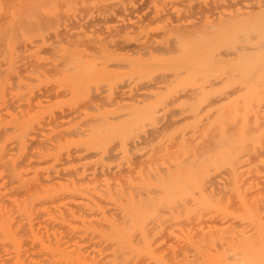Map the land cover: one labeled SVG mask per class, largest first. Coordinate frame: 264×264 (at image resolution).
I'll return each instance as SVG.
<instances>
[{
	"label": "bare ground",
	"instance_id": "obj_1",
	"mask_svg": "<svg viewBox=\"0 0 264 264\" xmlns=\"http://www.w3.org/2000/svg\"><path fill=\"white\" fill-rule=\"evenodd\" d=\"M4 1V2H3ZM9 1H11V5H12V0H9ZM14 1H16V0H14ZM13 1V2H14ZM60 1V0H59ZM58 0H26V1H24V0H20V4H19V1L17 0L16 2L18 3V4H16L15 2H14V4L15 5H13L14 7L12 8V6L11 5H9L8 3V1H6V0H0V18H1V20H0V22L2 23H0L2 26H0L1 28H0V44L2 45V43H3V45H2V47H1V45H0V47H1V49H0V54H3L2 52L4 51V54H5V56H4V59H3V55H2V61L4 60V61H6L5 60V58L7 59L8 58V60H9V58L10 57H12V53H15V52H12V53H10V50H11V48L13 47L12 45H15L14 46V48H16V46L18 45H16L15 43H17V40L18 39H20V43H21V40L23 39L24 41H26L25 39H31V40H33V41H35V39H33V38H35V37H43L44 36V33H45V31H48V24H46L47 25V30H46V28L44 27V26H46L45 25V23H43V19L45 18L44 16H42L43 15V13H44V11H45V8L43 9V7H47V8H49V9H47V10H50L52 7H53V10L55 11V9H54V7H59L62 3H64L65 2V4H67V5H70V3L72 2V0H70V2L68 1V0H61V1H64V2H59ZM77 1V0H76ZM82 1V0H81ZM87 1V0H86ZM85 1V2H86ZM100 1H102V0H100ZM106 1V0H105ZM154 1H158V0H154ZM217 1H219V3H218V5H220V6H218V5H216L217 7H215V10H216V8H218V7H220V10H219V8H218V10H216V16H214V17H212L213 19L215 18L216 20H219L218 18V16H219V14L218 13H220V12H218V11H223L225 8L227 9V11H229V8H242V9H249V8H252L253 7V9H251L252 10V12L250 11V10H248L247 11V13L249 12V14L250 13H253V11H254V8H257V10L256 11H254V13L255 12H257L258 10H259V12H261V13H259V18L256 20V23H255V20H254V23H252V21H251V23L252 24H254V26L253 27H250V23H249V29H244L243 30V28H246L247 27V25L246 24H248L247 22H246V26H244V25H242L243 26V28H238V30H236V29H234V30H236L235 31V33L233 32V29L232 30H229V28H228V26L229 25H232V23L228 20L227 22H230L229 23V25L227 26V24H224V26H223V24L221 25L220 24V22L218 23V21H217V23H215L216 22V20L214 21V23L215 24H219L218 26L217 25H215L214 23H212V25L211 26H213V25H215L214 27H210V29L212 30V33H211V31H210V33L212 34V36L214 35L215 37H214V39H215V41H216V36L219 34V40H220V37H224V35H226V33H229L230 31H232L233 33L229 36V34L228 35H226V37H228L227 39H226V41H223V40H225V38H221V44L223 45V43H225L223 46H225L226 44H232V46H234L233 45V43L235 44V46H236V43H238V41H241V43L243 44V46L241 45V43L239 44V45H241V47H239V45L237 44V50L235 49V47H232L233 49H235V50H233L232 48H230L231 50H226L224 47H222L220 44L218 45V46H216L218 43H216L215 44V47H211L213 50H215V52L216 51H218L217 53H218V55H216V53L215 52H212L213 50H210V45L212 44V45H214V43H215V41H213V40H211L212 38L210 37V35L211 34H209V35H207L209 32H207L205 35H206V37H207V40H204V39H206V37H204V35H201V34H203L204 33V31H201L200 30V32L199 31H197V32H193V35H194V37L196 38V40H197V38H198V42H197V44H198V48L196 49L195 47V51L194 52H196L197 53V51H198V55L197 54H194L192 51H193V49L191 50V51H189L190 53H193L194 54V56H191V55H193V54H191V55H189V53L188 54H186L187 52L186 51H182L183 50V48L184 47H181V46H183V40H178L177 42H176V47L177 48H179V50H177V51H175V52H166V53H164V55L166 54V56H168V57H170V59L168 58H163V60H165V62H167L166 64H163L164 63V61H162V59H160L158 62H155L154 64H152L151 65V63L154 61V60H152V62L151 63H148L147 61H145L144 62V64L143 63H141L140 61H139V59H140V57H142V52H138V53H141L140 54V57L137 55V53H134L136 56V58H138L137 60H136V62H132V64H130V62H131V54H130V56H129V54H128V57L125 55V57L124 56H119L118 54H115V53H117L116 51H115V53H113L114 51L113 50H108L109 52L111 51V53L113 54V57H111V58H113L112 59V64L110 63L109 65H108V67L110 68V67H113V63H114V67H117L118 68V65H119V67H121V68H123L124 69V67H125V65H127L128 64V66L126 67V69L128 70V72L130 73L129 75L127 74L126 75V77L125 76H123V74H125V73H123L122 72V76L120 75L121 73H119V72H117L116 70V72H117V78L118 79H116V77L115 78H113L114 76H116V74H114V72H113V70H112V68L110 69L111 70V72H113V73H110V74H114V76H112V78L114 79V80H112V79H108V80H106L105 78L106 77H104L105 75H109V72L108 71H106L107 73L105 74L104 72V74L105 75H101V76H103L102 78L100 77V76H97L98 74L100 75V70L98 69L99 67H103V66H106V63L108 62L109 63V61H105V58L107 57V56H112V54L110 53V55H107L108 53H106L105 52V50L104 49H109L108 47L107 48H105V43H104V41H101L100 40V42H101V44H103L104 43V47L102 48V50H104V52L103 53H105L104 55H105V57H102L103 59H100V61H104L105 63H103V61H102V63H103V65L102 64H100V66L98 67V66H91V65H89V63L90 64H92V63H95L96 64V62H94V60H93V57H91V59H92V61H90L91 59L89 58L90 56H93V54L91 55L88 51L86 52L87 54H90V56L88 57L87 56V58H89L90 60L88 61V63H85V61L84 60H82L81 61V59H83L84 58V56L83 55H85V57H86V53L85 52H83V51H86L85 49H81V50H83V51H78L77 50V47H76V49H74V51H78V52H83L82 54L83 55H78L77 53V55L78 56H82V58L81 59H79L81 62V66H79V68H77L78 67V63L76 64L77 66H76V68L75 67H73V66H75L74 65V63H73V66H72V68H71V66H70V64H69V66H70V68H67V67H65L67 70H68V72L66 71L65 72V75H66V73H67V75L68 74H70L71 72H73V70L75 71V72H73L72 73V75H74V77H73V80L74 81H76L75 79L78 77L79 78V80H80V78L82 79L83 77H85V76H83V74L86 72V71H89L88 69L89 68H87L88 66L90 67H92V68H96L95 69V71L96 70H98L99 72L98 73H96L95 71H94V69H93V71H91V69H90V72H86L85 74L86 75H88V74H90V75H88V76H86L85 77V80L87 81V82H89V84H90V86L92 85V84H94V83H96L97 81H98V83H99V80L101 79V81L103 82V80H105L103 83L104 84H106L107 83V81H111L112 80V84H113V81H114V85L116 86V84L118 85V84H121V83H123V82H121V83H119L120 81H123L124 80V78L126 79V80H124L125 81V86L127 87L129 84L130 85H132L133 87L136 85V86H139V90L140 89H142V91L144 90V89H146V92L148 91L147 89H149V88H153L154 86H157L156 88H153V89H156V90H158V87L160 86V84L162 85V84H164L163 82H168V81H166V79H167V77H169L168 78V80H170L171 78V80L172 81H169V82H174V84H172L171 85V83H166L167 85H171L172 86V88L174 89V87L173 86H178L177 84H181L180 85V88H178V87H176V88H178V89H175V90H178V92L179 91H181L180 93H176V99H178V98H180L179 96L177 97V94L179 95H182L183 94V92L184 91H186V89L185 88H183V87H187V86H189L190 84H187V83H191V82H193V85L195 84V85H197V83L199 82V86L201 85V86H203L202 84V82L204 81V87L208 84V87L206 86L205 88H207V89H205L204 87H203V89H202V87H200L199 88V86H197V88L198 89H196V91H194L195 89L194 88H196L195 86L193 87V85H192V87H193V89H191L190 88V86L189 87H187V90H189V91H191V93L194 91V94L192 93V96L193 95H195L194 97H195V99H196V93H198V94H200L199 95V99H201V95H202V93H203V99H204V103L205 102H207L206 103V105L203 103V102H200L201 100H199L198 98H197V100H199V102L202 104V105H199L200 103L197 101V102H195V100L193 99L194 97H192V96H190L189 94H186L187 93V91L184 93V94H186V95H182L181 96V98L182 99H184V97H187V95L188 96H190L191 97V99L194 101V104L192 105V101L190 100V97H187L189 100V103H191V105H188V101L187 100H185V99H187V98H185L184 100H183V102H182V99L180 98V100L178 99V102L180 103H176L177 101H176V99H174V97H175V94H174V92H173V94L172 95H174V97L173 98H171L172 99V102L173 103H176V105H181V106H183V107H186V108H184L183 109V107H181L182 109H181V111L182 112H184V114H185V109L187 110V113L185 114V115H187V116H189L188 115V112H189V114H190V116H191V118L192 117H199L198 119H202V117L204 116H201L202 114H204V113H202V112H200V114L201 115H199V114H197L199 111H197L196 110V108L198 109V110H200V109H202L203 108V106H207V107H209V105L211 104L212 105V107H215V109H216V113H220V111L222 112L221 114H222V120L220 121L221 122V125H219V126H221L220 128H219V126L216 124V127L214 126L215 125V123H213V125L212 126H214V127H212L211 128V120L210 119H216L215 117H216V114H215V112H214V116L212 115V116H210L212 113H213V110H215L214 108H211V105H210V109L209 110H212L211 112H210V115H209V118L210 119H207V121L208 120H210V122H206V121H204V119L206 118V115L203 117L204 119H202L201 121H200V123H204L205 122V124H201V126H199L200 124H198V123H194L193 125H196V124H198V125H196V126H199V130L198 129H193V127H196V126H193L192 125V122L190 123L191 125H190V127H188V129H190V130H187L186 129V124H185V122L187 123V119H188V117H185L184 115H183V113H182V115H183V117H184V119L185 118H187L186 119V121L185 122H183V119L182 120H178V121H182L185 125H183V126H185V130L188 132V131H190L189 132V134H190V136L187 138V139H182V142H185V143H183V145H182V143H180L181 142V139H178V138H180L181 137V134L180 135H177V134H179L178 132H180L181 131V126L180 125H182V124H179V125H177V126H180V131H178V127L177 126H174V123H172L171 125H173V127H177V133L175 132V135H174V133H172L173 135H174V138L172 137L171 139H169V137H171L172 136V134L170 135L169 134V137H168V129H169V127L167 126V125H165L166 126V128L164 127V125L162 126L163 128H164V131H165V129L167 130V132H166V135H165V132H162V133H164V134H162V135H165L164 136V138H167V139H169V140H171L170 142H171V144H173L172 146H173V148H172V146H170V144H167V146L165 145L164 147H161V145H157V147L159 146L160 147V149L159 148H157L156 146H154V149H152V150H155V152L154 151H149V153H148V151L147 152H145V154H143L142 156H143V166H145V167H142V168H146V170H148L147 168H148V166H146V164H149L150 162V165L153 163L152 161H150V162H148L147 161V159H145V157H147L148 155H150V152H152V153H154L155 154V157H156V154H157V152L158 153H160L159 151L161 150V152H162V158L164 159V157H163V153L167 156L168 155V153H170V154H172V155H170V158H171V156H172V158L174 157V155H175V153L176 154H180V151H181V154L180 155H178L176 158H175V163L172 165V163L170 164V162H168V157H165V159H164V161H166L167 162V164H168V166H171L172 165V167H169V168H167L166 166H163V167H166L167 168V170L165 171V170H163L164 168L163 167H161V164H158V168H159V170L161 171V168H162V170L163 171H161V172H163V174H158V175H160V176H158V175H155V176H153L154 178H156V181H155V179H153L152 177H151V175L150 174H152L153 175V173H158L157 172V170H156V172L154 171V172H151V170L149 171H146V172H148V174L150 175V177H151V179H153L154 180V182H152V180L149 178V177H147V173L145 172V170L143 169H141L142 171V173L144 174V172H145V175L143 176L142 174H141V178L143 179V180H141V178L140 177H138V176H135V177H133V179H132V174H134V173H132V174H130L131 175V179L132 180H137L138 181V179H139V183H136L135 182V184H137V185H141L142 183H144V185H143V187H145V183H146V179L148 178V179H150L151 180V182H149V180L147 181L149 184H150V188H151V190H152V188H153V192L150 190V189H146L145 191H147V193H149L150 191L152 192V195H147L146 194V192H143V194H141L142 193V188L140 187H135L134 185V183L132 182V184H134L133 186H134V188H133V186H130V185H128L127 184V181L125 182L124 181V176H123V181L125 182L124 184H123V187L124 186H127L126 188L128 189V188H130L129 190H126V188L124 189L123 187H120L119 188V183H114V184H116L115 186H114V184L113 183H109L107 180H105V184L103 183L102 185H101V183H100V185L101 186H105L106 187V189L107 190H103V192H102V194L105 196V200H107V203H110L109 205V208L111 207H118L117 209H118V212H111L112 214H110V212L109 213H107V212H103V213H100L99 211V213L102 215V220L104 221V223L102 222V226H104V227H101L100 226V230H98V228H96L95 226H94V221H96V220H94V218L93 219H90L91 221H92V223H93V227H91V222H90V220H88V222H87V220H86V222L89 224L90 223V225H89V228H87L88 226H86V224H84L83 222L81 223V224H79V225H81L82 227H84L83 226V224L85 225V227L83 228V229H81L82 230V232H83V230H85V231H87L86 232V235H88L87 237H89V235L90 234H92L95 230H97V231H99V233H97V231H95L96 233H93L94 235V237H98L99 235L101 236H99V238H98V240L100 239V241H102L103 242V240L104 239H106L105 240V242L106 241H108V242H111V243H107L106 242V246H107V248H105L106 246L104 245V243L105 242H103L102 244L100 243V241H99V245H98V247H100L101 245H102V247H101V249H99V248H96L97 246H96V243H95V248L98 250L99 249V251L100 250H102V248H103V246H104V248L107 250L105 253V255H103L104 253H102V252H100V253H98V252H95L96 251V249H95V251H94V249H93V247H92V243L90 244V245H88V247L87 248H89V247H91V248H89V249H92V250H90V251H92V252H95V255L97 256V259H94V256L95 255H93V253H92V257L88 254V255H86V254H84V252H79V253H81L80 255L81 256H79V253L77 252L78 251V248H77V246L75 245H73V244H69V245H71V246H74V248L76 247V249L74 250V248H73V251H71V249H70V252H69V250H67L68 248H65L66 249V251H64L65 249L64 248H60L61 246H59V247H54L55 246V244H57L58 242L57 241H55V243L53 242V245H52V241H53V239H52V241H50V239H49V243L53 246H51L49 243H48V241H47V243L49 244H45L46 246L48 245L49 246V248H48V246L46 247L45 246V248H48V250L49 249H52L51 250V253H50V255L52 254H54L53 256L55 257L56 256V258L55 259H57V262L58 261H60V259L61 258H65L64 260L66 261H63V260H61V262H60V264L62 263H66V264H70V262L71 261H73L75 258H76V256L77 255H75V254H77L78 253V260H79V258L81 257V261L80 262H78L77 263V261H76V259H75V261L76 262H74L73 261V264H264V0H217ZM6 2H8V3H6ZM115 2V1H114ZM116 2H120V0H118V1H116ZM8 4L9 5V8H8V6H7V8H5L4 7V4ZM46 3H49V4H47L46 5ZM59 3H61V4H59ZM74 3V2H73ZM77 3V2H76ZM110 3H112V4H115V3H113V2H110ZM110 3H107V5L108 4H110ZM217 3H215V4H217ZM5 4V5H6ZM44 4V5H43ZM59 4V5H58ZM72 4V3H71ZM79 4V3H78ZM77 4V5H78ZM82 4V3H81ZM87 4V3H86ZM16 5H18V6H16ZM48 5H49V7H48ZM84 6H85V4H83ZM104 5V4H103ZM106 5V4H105ZM40 6L42 7V8H40ZM74 6H75V4H74ZM80 6V5H79ZM215 6V5H214ZM252 6V7H251ZM61 7H64L63 6V4H62V6ZM68 7V6H67ZM71 7H72V5H71ZM11 8H12V11H11ZM39 8V9H38ZM60 8V7H59ZM74 8H76V6L74 7ZM74 8H72L73 10H74ZM221 8L223 9V10H221ZM6 9V10H5ZM10 9V10H9ZM41 9H43V10H41ZM69 9H70V7H69ZM5 10V11H4ZM10 11V15H12L11 16V19H10V15H9V12L8 11ZM234 10V9H233ZM238 10V9H237ZM38 11H40V13L38 14ZM43 11V12H42ZM64 11H66V10H64ZM69 11V10H68ZM68 11H66V12H68ZM70 11H71V9H70ZM225 11V10H224ZM243 10H241V12H242ZM7 13V14H5V13ZM53 12V11H52ZM61 12V10L58 12V13H60ZM218 12V13H217ZM236 12V15H237V13L239 12V11H235ZM241 12H239L238 13V15L241 13ZM46 13L47 14H49V12H47V11H45V15H46ZM57 12H56V14L57 15H61L62 13H60V14H58ZM221 13H224V12H221ZM229 13V12H228ZM233 13V12H232ZM231 13V14H232ZM253 13V14H254ZM263 13V14H262ZM1 14H2V16H1ZM41 14V16L42 17H44V18H42L41 16H39ZM55 14V13H54ZM218 14V15H217ZM225 15H226V12L224 13ZM224 14H221L222 16H220V18L221 19H223L222 17H223V15ZM231 14H228V15H231ZM233 14H235V13H233ZM242 14H244V15H246L245 13H242ZM242 14H240L241 15V17H242ZM256 14V13H255ZM4 15H7V16H4ZM213 15V14H212ZM225 15H224V17H225ZM48 16V15H47ZM49 16H51V15H49ZM233 16V15H232ZM247 16V15H246ZM245 16V17H246ZM255 16V15H254ZM5 17H6V19L8 20V19H10V20H13L12 22L10 21V20H8V22L5 20ZM9 17V18H8ZM217 17V18H216ZM230 18H231V16H229ZM235 17H237L238 19H239V17L238 16H235ZM258 17V16H257ZM257 17H255V18H257ZM42 18V19H41ZM47 18V17H46ZM55 18V17H54ZM53 18V16L51 17V19H54ZM211 18V17H210ZM243 18V17H242ZM3 19H4V21H3ZM41 19V20H40ZM61 19H62V17H61ZM61 19L59 18V20L61 21ZM209 19V18H208ZM213 19H211V22H213L212 20ZM235 19V18H234ZM241 19V18H240ZM249 19H251V17H249ZM231 20V19H230ZM243 20V19H242ZM7 22V23H5V26H4V22ZM46 21H49V19L47 18V20L45 19V22ZM59 21V22H60ZM222 22H223V20H221ZM224 21H225V19H224ZM249 21V20H248ZM232 22H235L236 23V21H232ZM237 22H239L238 20H237ZM241 22H243V21H241ZM245 22V21H244ZM22 23H25V24H22ZM27 23V24H26ZM46 23H48V22H46ZM22 25V27H21V25ZM49 24H51V23H49ZM23 25H27L26 26V28H24L25 26H23ZM236 25V24H235ZM240 25H241V23H240ZM210 26V25H209ZM222 26L225 28V26H227V30H222V29H224V28H222ZM3 27V28H2ZM231 27V26H230ZM234 27V26H233ZM216 28H220V32H222L221 34H220V32H216L214 29H216ZM51 29H53L52 27H50V29H49V31L51 30ZM241 30V32H240V30ZM45 30V31H44ZM217 30V29H216ZM219 30V29H218ZM248 30V31H247ZM215 31V33H213ZM81 32V31H80ZM203 32V33H202ZM225 32V33H224ZM237 32H239L238 34H237ZM48 34H50V32L48 33ZM84 34V33H83ZM196 34V35H195ZM201 35V37L202 38H204V39H202L201 41L202 42H200V39H201V37L199 36V35ZM223 34V35H222ZM80 35V34H79ZM90 35H92V34H90ZM94 35V34H93ZM128 35H130V34H128ZM221 35V36H220ZM196 36H198V37H196ZM46 37H48V36H46ZM183 37H185V36H183ZM208 37H210L211 39H209ZM22 38V39H21ZM179 38H182V36L181 37H179ZM186 38V37H185ZM6 39H8V40H6ZM47 39V38H46ZM209 39V40H208ZM229 39V40H228ZM4 40H5V42H7V43H5L4 42ZM15 40H16V42H15ZM22 40V41H23ZM28 40V41H29ZM38 39H36V41H37ZM49 40V39H48ZM94 40H98L99 41V39L97 38V39H94ZM211 40V41H210ZM218 40V41H219ZM228 40V41H227ZM32 41V42H33ZM38 41H40V40H38ZM84 41V40H83ZM97 41V42H98ZM204 41H206V43L207 44H205L204 43ZM218 41H216V42H218ZM231 41V42H230ZM27 42V41H26ZM47 42V41H46ZM181 42V43H180ZM210 42H212V43H210ZM214 42V43H213ZM223 42V43H222ZM227 42V43H226ZM229 42V43H228ZM5 43V44H4ZM18 43H19V40H18ZM62 43V42H61ZM75 43V42H74ZM78 43H80V41L78 42ZM178 43H180V44H178ZM200 43H202V44H200ZM203 43H204V47H206L207 45V48L209 47V57L212 59L213 57V59L210 61L209 59V57L208 56H206L207 55V51H208V49H204V47L203 46H201L202 47V49H204L203 51H206L205 53L203 52V55H201V53H200V49L199 48H201L199 45H203ZM210 43V44H209ZM73 44V43H72ZM76 44V43H75ZM6 46V48H4L5 46ZM36 45V44H35ZM82 45V44H81ZM80 45V46H81ZM4 46V47H3ZM12 46V47H11ZM58 46V45H57ZM71 47L73 46V45H70ZM68 47V48H71V47ZM76 46H79V45H76ZM102 46V45H101ZM100 44H99V48H98V51H101V50H99V49H101L100 47ZM230 47H231V45H229ZM61 47V46H60ZM66 47V46H65ZM224 48V51L223 52H225L224 54L222 53V54H220L221 52H222V50L223 49H220V48ZM225 47H227V46H225ZM238 47L239 48H241V49H238ZM35 48V46L34 45H31V48H30V50H32V49H34ZM67 48V49H68ZM133 48H140V44L135 40V41H133V43L132 44H129L128 46H126V50H130V49H133ZM220 49L221 51H219V50H216V49ZM7 51H6V50ZM13 49V48H12ZM66 49V51L68 52V50ZM142 49H144V48H142ZM182 49V50H181ZM14 50H16V49H14ZM29 50V49H28ZM55 50V49H54ZM69 50H71V49H69ZM73 50V49H72ZM33 51V50H32ZM52 51V50H51ZM230 51H232V52H230ZM6 52H9V54H7ZM39 52V51H38ZM67 52H65L66 54H67V56H69V54L70 53H67ZM70 52V51H69ZM73 54L75 53V52H73V51H71ZM102 52V51H101ZM162 52H165V51H162ZM186 52V53H185ZM212 52V53H211ZM16 53L18 54V52L16 51ZM16 53H15V55H16ZM30 53H31V51H30ZM36 53V55H37V57H40V55L38 56V53H37V51L35 52ZM40 53H44V52H42V50L40 51ZM70 54L71 56L73 55V54ZM79 53V54H80ZM85 53V54H84ZM98 53V52H97ZM97 53H95L94 55L96 56V61H97ZM143 53H145V55L143 54V56H145V58H143V59H147L149 56L151 57V55H149V52H147L146 53V51H143ZM151 53V52H150ZM152 53H154V52H152ZM156 53V52H155ZM200 53V54H199ZM214 53V54H213ZM100 56H99V58L101 57V56H103V54H101V53H98ZM133 54V55H134ZM183 54H185L186 56L187 55H189V57L187 56V58L185 57V56H183ZM212 54V55H211ZM219 54H220V56H222V59H223V61H222V59L220 58V56H219ZM14 55V54H13ZM19 55V54H18ZM31 55H33V52L31 53ZM35 55V54H34ZM34 55L32 56V57H34ZM149 55V56H148ZM157 56H158V54H156ZM156 55H155V57H156ZM161 55H163V54H161ZM217 56V57H215V56ZM224 55V56H223ZM65 56V55H64ZM114 56H116V57H114ZM118 56V57H117ZM146 56H147V58H146ZM173 56H175V57H173ZM198 56H202V57H204V58H202V57H199V59L201 60L200 61V63H199V60H197L198 59ZM219 56V57H218ZM17 57H20V56H17ZM31 57V56H30ZM63 57V56H62ZM75 56H73V59L72 58H70V60L69 61H71V59H72V61H75V58H74ZM121 57H124V59H122V60H124V64H122V60L120 61V63H121V66H120V64H119V62L118 63H115V60H114V58H116V61H118V60H120L121 59ZM127 57V59L129 58L130 60L128 61V60H125V58ZM149 57V58H150ZM153 57H154V55H153ZM182 57H184V60H186L184 63H173V62H177V60L178 59H182ZM15 58V56L13 57V59ZM41 58H42V56H41ZM40 58V59H41ZM45 58H46V56H45ZM69 58V57H68ZM76 58H78V57H76ZM80 58V57H79ZM98 58V59H99ZM111 58H110V60H111ZM117 58H120V59H118L117 60ZM148 58V59H149ZM186 58V59H185ZM197 58V59H196ZM208 60H207V59ZM215 58H217V59H215ZM12 59V60H13ZM43 59H44V57H43ZM46 59H48V58H46ZM51 58H49V60H50ZM56 59H57V57H56ZM62 59V62H61V67H59V74H60V76L58 77V79L59 78H61V77H65V76H61V72L64 70V66L62 65V64H64L65 62H67V63H71V62H68V61H65L64 60V62H63V59L64 58H61ZM67 59V58H66ZM85 59V58H84ZM109 59V58H108ZM142 59V60H143ZM180 59V60H181ZM208 61H206V60ZM219 59V60H218ZM34 59L32 58L31 59V62L34 64V62H35V60L33 61ZM68 60V59H67ZM77 60V59H76ZM78 60V61H79ZM135 60V58L134 59H132V61H134ZM183 60V59H182ZM204 60H205V63H204ZM215 61V63H214V61ZM10 61V60H9ZM37 61V60H36ZM77 61V62H78ZM99 61V62H100ZM114 61V62H113ZM137 61H139V62H137ZM150 61V60H149ZM219 61L221 62H224V63H219ZM6 62H8V61H6ZM6 62L3 64V65H5L6 64ZM14 62H15V60L14 61H12V65L13 66H15L16 67V65L14 64ZM42 62V61H41ZM40 62V63H41ZM84 62V64L86 65L87 64V67L85 68V69H83L82 68V63ZM92 62V63H91ZM169 62H172V63H170L169 64ZM210 62V63H209ZM10 63V62H9ZM16 63H17V60H16ZM32 63H31V65H32ZM67 63H65L66 65H68ZM80 63H79V65H80ZM101 63V62H100ZM134 63H136V64H140L139 66H137L136 65V67L138 68L139 67V69H135L134 70V75L133 74H131L132 72H130L131 71V69L134 67ZM146 63V64H145ZM186 63V66H183L184 64ZM205 64V65H202V64ZM207 63V64H206ZM209 63V64H208ZM214 63V64H213ZM218 63H219V65H218ZM8 64V63H7ZM37 64V63H36ZM39 64V63H38ZM47 64H48V62H47ZM84 64H83V67H84ZM97 64L99 65V63L97 62ZM116 64V65H115ZM130 64V65H129ZM149 66H148V65ZM175 64H176V66H175ZM177 64H178V66H177ZM215 64H217V65H215ZM0 65H2V64H0ZM11 64H10V66H11V68L13 67ZM42 65H44L43 63H42ZM72 65V64H71ZM110 65H112V66H110ZM122 65L124 66V67H122ZM132 65V67H130ZM143 65H144V68H143ZM165 65V66H164ZM173 65V66H172ZM180 65V66H179ZM208 67H207V66ZM210 65V66H209ZM224 65V66H223ZM36 66V65H35ZM40 66V65H39ZM142 66V67H141ZM147 66V67H146ZM162 66H163V68H162ZM173 68H172V67ZM182 66V67H181ZM193 66V67H192ZM196 68H198V66H199V68L198 69H196ZM216 66V67H215ZM218 66H220V67H222L223 66V68L224 69H226L227 67V70H226V72L224 71V69L222 68H218ZM36 67H38V66H36ZM55 67V66H54ZM107 67V66H106ZM130 67V68H129ZM141 67V68H140ZM149 67V68H148ZM185 67V69H183ZM193 69H192V68ZM212 67V68H211ZM216 69H215V68ZM32 68V67H31ZM30 68V69H31ZM39 68V67H38ZM37 68V69H38ZM58 68V67H57ZM60 68H62V69H60ZM74 68V69H73ZM80 68H82V70H84V71H82ZM104 68V67H103ZM153 68V69H152ZM161 68L162 69H164L165 68V70H166V72H165V70H161ZM166 68H168V70H170L171 71V69H172V71H171V73H169L168 71H167V69ZM195 68V69H194ZM204 68V69H203ZM206 68H208L210 71H214V73H215V71L217 70V68H218V70H217V72H219L220 70H223L222 72H219L220 74V82H222V83H220V82H218L219 84H220V86L222 85V88L219 86V84L216 82V80L218 79V77L216 78V77H211V76H213V74L212 73H208L207 71H208V69H206ZM7 70H8V67L6 68ZM17 68H15L14 69V67L12 68V69H10L9 71H11V73H12V70H13V73L15 72V70H16ZM73 69V70H72ZM79 69H80V71H79ZM101 70H102V68H100ZM104 69H108V68H104ZM114 69V68H113ZM116 69V68H115ZM130 69V70H129ZM174 69V70H173ZM178 69V70H177ZM183 69V70H182ZM204 70V72H203V70ZM215 69V70H214ZM0 70H1V68H0ZM33 70V69H32ZM47 70V69H46ZM78 70V71H77ZM127 70H125V71H127ZM137 70V71H136ZM161 70V71H160ZM180 70L181 71H183V72H185V73H183V72H180ZM185 70V71H184ZM193 70H195L194 72H193ZM197 70V71H196ZM205 70H206V72H205ZM1 71H3V72H0V73H2V75H1V77H3V75H4V78H1L0 79V100H2L3 98H1V93L3 94V92H5L4 90H6V91H8V87L10 86V84L12 83L11 82V78H8L9 79V81H10V84L7 86V84L6 83H9V81L7 80V78L6 77H8L7 76V74L9 73V74H11L9 71H7V72H5V69L4 70H1ZM29 71V70H28ZM61 71V72H60ZM70 71V72H69ZM124 71V72H125ZM136 71V72H135ZM159 71V72H158ZM162 71H164L163 73H162ZM175 71H177V72H175ZM30 72V71H29ZM37 72V71H36ZM76 72H78L79 74L81 73V72H83V73H81L82 75L81 76H83V77H80V75L78 74V73H76ZM94 72V73H93ZM120 72H121V70H120ZM152 72V73H151ZM154 72V73H153ZM157 72V74H155ZM169 73V75H168V73ZM175 72V73H174ZM201 72V74H202V72H203V74H205V75H209V76H207L206 78H210V83H209V79H206L205 77H203V74L201 75V74H199V73ZM225 72V73H224ZM4 73V74H3ZM5 73H6V75H5ZM31 73V72H30ZM47 73V72H46ZM76 73V74H75ZM103 73H101V74H103ZM118 73H119V76H120V78L122 77L123 79H120L119 77H118ZM147 73H149V74H147ZM151 73V74H150ZM181 73H183L182 75H181ZM193 73H195V74H193ZM197 73V74H196ZM224 75H223V74ZM77 74H78V76H77ZM168 75V76H166V77H164V75ZM170 74H172V76L170 75ZM177 74H178V76H177ZM190 74V76H192V78H190L189 76H187V75H189ZM221 74H222V76H221ZM13 75V74H12ZM11 75V76H12ZM66 75V76H67ZM71 75V74H70ZM69 75V76H70ZM76 75V76H75ZM150 75V76H149ZM151 75H154V79H148V80H146L145 81V78L147 77V76H149V78L151 77ZM174 75V76H173ZM175 75H176V77H178V78H175ZM180 75V76H179ZM204 75V76H205ZM217 75V74H216ZM215 75V76H216ZM6 76V77H5ZM10 76V77H11ZM32 76V75H31ZM30 76V77H31ZM42 76V75H41ZM68 76V77H69ZM110 76V75H109ZM127 76L129 77L128 79H130V80H128L127 79ZM130 76H133V77H131L130 78ZM170 76H171V78H170ZM184 76V77H183ZM193 76L194 77H196V79L195 78H193ZM198 76V77H197ZM200 76H202L203 77V79H201L202 77H200ZM21 77V76H20ZM35 77V76H34ZM47 77H49V76H47ZM47 77H46V79H47ZM64 78V79H61V80H63V81H61V80H58L59 82L61 81V85H62V83L65 85V86H67L66 85V83H69V80H70V84H71V82H73V80H71L70 78ZM97 77H100V79H97ZM188 78V80L187 79H185V78ZM200 77V78H199ZM23 78V77H22ZM22 78H18V86L16 87V89L15 90H18V92H19V90L20 89H30L31 88V85L33 84V82H35L34 81V79L33 80H29V82H27L26 83V80L27 79H22ZM26 78H28V77H26ZM32 78V77H31ZM78 78H77V81H78ZM183 78V79H182ZM199 78V79H198ZM11 79V80H10ZM30 79V78H29ZM40 79V78H39ZM38 79V80H39ZM69 79V80H68ZM84 79V78H83ZM97 79V80H96ZM103 79V80H102ZM120 79V80H119ZM147 79V78H146ZM175 79H176V81L178 80L179 81V83H177L176 84V82H175ZM179 79H181V80H183V86H182V82L179 80ZM192 79H195L194 81H195V83H194V81L192 80ZM211 79H213L212 81H211ZM49 80H51V79H49ZM65 80H68V82H64ZM84 80V81H85ZM95 80H96V82H95ZM116 80V81H115ZM144 80V81H143ZM153 80V81H152ZM165 80V81H164ZM190 80H192V81H190ZM197 80V81H196ZM200 80H201V82H200ZM214 80H215V82L217 83V88H221L222 90H223V92L222 91H220V93H219V89L217 90L216 89V87H215V85H216V83L214 82ZM222 80V81H221ZM75 82L76 83V86H75V84L73 83L72 85H74L75 86V88H74V86H73V88H74V90H73V92L72 93H75V94H73V96L75 95L76 96V99L78 98V96L80 95L79 93H81V95L80 96H85V95H82L83 93H85L86 94V92H85V90L82 88V84L83 83H86V81L85 82H83L82 84H81V80H80V82L78 81V82ZM135 81H138L137 83H139V82H141V84L139 83V85L136 83L135 84ZM143 81V82H142ZM189 81V82H188ZM206 81V82H205ZM208 81V82H207ZM217 81H219V80H217ZM37 82V81H36ZM58 82V83H59ZM118 82V83H117ZM126 82H129V84H126ZM134 82V84H132ZM181 82V83H180ZM197 82V83H196ZM214 82V85L212 84V83ZM50 83V82H49ZM101 83V82H100ZM116 83V84H115ZM201 83V84H200ZM205 83H206V85H205ZM40 84V83H39ZM70 84L68 85V87L66 88V87H64V88H66V89H68L69 88V86H70ZM87 84V83H86ZM86 84H85V86H86ZM103 84V85H104ZM124 84H121L120 85V88L123 86L124 87ZM166 84H164V87H163V85L162 86H160V87H162L164 90H163V92H162V88H159V92L158 93H155V94H153L154 96H150L149 97V95L151 94L150 92H155V90H153V91H150V92H148V93H150L149 95H148V97H147V95L146 94H144V93H142V94H144V95H142L143 97H141V95H139L140 94V92H142L141 90H140V92H134V94L135 95H138V97L140 96L141 98H143L144 99V103L145 102H148V101H146V100H149V99H152L153 97H155V95H156V99L157 100H155V98H154V100H155V102L154 101H151L152 103V105H154V108H153V106L152 107H150V105H149V108H150V110L149 109H147V106H146V110H148L149 112H145L144 110L145 109H143V108H145L144 106L142 107V110L144 111V114H142L141 112H139V108H140V106L139 107H137L138 105H140V104H138V103H134V101L136 102V98L135 99H133L134 101H133V105L132 106H129V104H130V101H129V103H127L126 101V103H122V104H119L117 107H116V109L119 107L120 109H124L125 110V108L124 107H120V105H124V104H126V105H124L125 107H126V109L128 110V108L130 109L131 107H135V109H137L138 110V113L134 110H132L133 108H131V110H129L131 113H129V111H127V110H125L126 112L125 113H122L121 112V110L119 111V109H117V112L114 110L115 108H111L110 110H114L112 113H110V112H108L107 110L108 109H106V111L108 112V113H110L111 115L110 116H112V118L111 119H115V116H113V114H115V115H117V113H118V111L120 112V113H122V115L121 114H119V115H117V119H116V121L118 120V117L119 118H122V116H123V114H124V117L126 118H124L123 117V122L125 123V120H129V121H131V122H126L125 124H127V123H129V124H127V125H123V126H121V125H119L120 124V122H122V121H120V119L118 120V123L119 124H117L116 123V121L114 122L113 120H112V122H114V124L115 125H119V127L117 126V127H114V124L113 123H111V124H109V125H107L106 126V121H110V120H106V119H108V118H110V116L108 115V113L106 112L105 113V111H103V113H99L98 114V112L97 111H101V109H94V111H93V109L90 111L91 113H89V111L87 112V111H85L84 113H83V116L84 115H86L87 113H88V115H86V118H89V115H90V117L93 115V112L95 113V115L96 114H98V115H100V116H97V121L95 120V119H93V120H95L98 124H100V125H97V123L95 122V121H93V122H95L94 124L95 125H92V124H90L89 125V128L90 129H92V130H90L89 131V129L87 130L88 131V133H86V135L87 134H93V137L91 138V137H88V139L89 140H87V139H85L86 140V144L88 145V142H90L91 143V146L93 147V145H94V147L95 148H93V149H97V150H93L94 151V153H92L93 151H91V155L90 154H87V156L88 155H90L91 157L93 156H95V155H98L100 152V150L102 149V147H104L105 148V146H103V145H105L104 143L106 142L107 143V141H109V143H107L108 144V147H107V150H110L111 152H112V150H113V148L112 149H110L109 148V144H110V140L113 138V139H115V140H117L116 138L118 137L119 139L122 137V138H124V139H126V137H127V139L129 138L127 135H130L129 133H131V137L129 138V140H133V138H134V141L136 140L135 139V137L136 136H138V135H136V134H141L139 131H142V132H144L142 129V127L145 125L146 127H144V129L146 130L147 128H150L151 126H152V124H150L151 126H149V124L147 123V122H145L147 119L149 120V121H151L152 123L154 122L153 121V119L154 118H156V116L155 115H153L154 113H156V112H158V111H156V112H154L153 114H151L152 112V110H156V108L158 109H160V107H161V105H163V104H165L167 101L169 102L171 99L170 98H168L167 100H166V102H163L168 96L166 95V96H164V100H161V97H163V96H161L160 98H158L159 97V95H161V92H162V95H165V93L166 94H169L167 91H170V87H168ZM36 85V84H35ZM71 85V86H72ZM88 85V84H87ZM106 85H108V87H109V85L110 86H112L111 85V83L110 84H106ZM165 85H166V91H165ZM185 85H187V86H185ZM212 85V86H211ZM63 86V85H62ZM84 86V85H83ZM89 86V87H90ZM99 86V85H98ZM105 86V85H104ZM115 86H113V89H116L115 88ZM132 86L131 87H127V89H125L127 92L128 91H130V93H125V91H124V95H125V97H126V95L127 94H131L130 96H132V94L133 93H131V90H130V88L132 89V91H133V89L134 90H136V91H138V87L137 88H132ZM141 86V87H140ZM182 86V87H181ZM7 89H6V88ZM35 87V86H34ZM33 87V88H34ZM101 87H102V83H101ZM106 87V86H105ZM118 87H119V85H118ZM117 87V88H118ZM125 87V88H126ZM215 87V89H213ZM11 88V87H10ZM36 88V87H35ZM63 88V89H64ZM86 88H88V86L86 87ZM119 88V89H120ZM183 88V89H182ZM191 90H190V89ZM209 88V89H208ZM211 88H212V91H211ZM70 90H71V88H69ZM83 89V90H82ZM180 89V90H179ZM201 89H202V93H201ZM197 90H198V92H197ZM210 90V91H209ZM75 91V92H74ZM76 91H81V92H76ZM89 91V90H88ZM121 92L123 91V90H120ZM120 91H118V92H120ZM161 91V92H160ZM173 91V90H172ZM188 91V93H190ZM207 91V92H206ZM16 92V91H15ZM31 92V91H30ZM83 92V93H82ZM117 92V90H116V92H115V90H113V93L115 94V97H120L121 95L119 94ZM143 92H145V90L143 91ZM145 92V93H146ZM157 92V91H156ZM171 92V91H170ZM200 92V93H199ZM206 92V93H205ZM211 93V94H208L207 95V93ZM17 93V92H16ZM16 93H15V95H16ZM20 93V92H19ZM22 93V92H21ZM21 93L19 94V96H17V97H19V98H21ZM118 93V94H117ZM190 93V94H191ZM216 93H219L218 94V96H219V98H218V96H217V94ZM223 93V94H222ZM26 94V93H25ZM77 94H78V96H77ZM88 94V93H87ZM117 94V95H116ZM134 94H133V96H134ZM215 94V95H214ZM66 95V94H65ZM172 95H170V96H172ZM206 95V96H205ZM211 95H214L215 97L217 96V98L215 99V97L213 98L214 100H211L212 98H211ZM3 96H4V94H3ZM2 96V97H3ZM29 96V95H28ZM27 96V97H28ZM75 96H74V99H73V97H72V101H70V102H74L73 100H75V102H76V99H75ZM79 96V97H80ZM129 96V97H130ZM132 96V98H134ZM198 96V95H197ZM210 98H209V97ZM222 96V97H221ZM22 97H23V95H22ZM63 97H65V96H63ZM128 97V96H127ZM127 97H126V99H127ZM137 97V96H136ZM145 97H146V99H145ZM152 97V98H151ZM208 97V98H207ZM18 98V99H19ZM81 98V97H80ZM117 98V99H118ZM121 98V99H120ZM118 100V102H121V101H123V99H124V97L122 98V97H120ZM148 98V99H147ZM206 98H207V100L209 101L210 100V104L209 105H207L208 104V101H206ZM22 99H24V98H22ZM71 99V98H70ZM81 99H84L83 97L81 98ZM81 99H78L77 101V103H79V101H81ZM87 99V98H86ZM173 99L175 100V101H173ZM127 100H129V99H127ZM132 100V99H131ZM139 100V103L142 101L140 98H138L137 99V101ZM22 101V100H21ZM68 101V100H67ZM158 101H160V102H163V103H160V105L159 106H157V104L159 103ZM212 101V102H211ZM63 102V101H62ZM82 102H83V100H82ZM154 102V103H153ZM156 102H158V103H156ZM171 102V101H170ZM181 102H182V104H181ZM187 102V103H186ZM61 103V102H60ZM69 103V102H68ZM117 103V102H116ZM132 103V102H131ZM143 102H142V104H144ZM149 103V102H148ZM173 103H171L172 105H173ZM183 103H185V105L183 104ZM197 103H198V107H200V108H198L196 105H197ZM69 104H71V103H69ZM80 104V103H79ZM150 104V103H149ZM156 104V105H155ZM61 105H62V103H61ZM68 105V104H67ZM113 105H117V104H113ZM45 106V105H44ZM155 106H156V108H155ZM189 108H188V107ZM191 106V107H190ZM194 106V107H193ZM137 107V108H136ZM177 107H179V106H177ZM202 107V108H201ZM204 107V108H205ZM102 108V107H101ZM153 108V109H152ZM194 108H195V112H194ZM203 108V109H204ZM122 109V111L124 112V110ZM141 109V108H140ZM158 109V110H159ZM189 109H190V111H189ZM191 109H192V111H191ZM217 109L219 110V111H217ZM22 110V109H21ZM44 110V109H43ZM180 110V109H179ZM208 110V111H209ZM48 111V110H47ZM93 111V112H92ZM101 111V112H102ZM133 111V112H132ZM142 111V112H143ZM200 111H205V110H200ZM206 111H207V108H206ZM17 112V111H16ZM37 112V111H36ZM39 112V111H38ZM87 112V113H86ZM191 112V113H190ZM194 112V113H193ZM26 113V112H25ZM34 113V112H33ZM105 113V114H104ZM127 113V114H126ZM133 113H135V115L133 114ZM146 113H147V115H146ZM208 114H209V112H207ZM13 114V113H12ZM20 114V116H18ZM79 114V113H78ZM128 114H131V116H134V117H136L137 115L136 114H138V116L136 117V119L135 118H131L132 120H130V119H128L126 116H129ZM139 114H140V116H139ZM141 114H142V116H141ZM156 114H158V113H156ZM196 114L198 115V116H196ZM208 114H207V116H208ZM23 115H24V113H23ZM34 115V114H33ZM80 115H82V114H80ZM79 115V116H80ZM95 115H93V116H95ZM106 115H108L107 117H106ZM126 115V116H125ZM195 115V116H194ZM10 116V115H9ZM29 116H30V118L32 117V119L35 117V115L34 116H31L30 114H29ZM88 116V117H87ZM101 116H105L104 118H101ZM131 116H129V118L131 117ZM152 116V117H151ZM155 116V117H154ZM201 116V117H200ZM219 116H221V115H219ZM23 116L21 115V113H17L15 116H12V118L11 117H9L10 118V120L12 119V121L11 122H15L14 124L15 125H13V123H12V125L13 126H11V127H8V129H6L4 132H6L7 134L8 133H12L13 134V136L12 137H14V139H16V141H18L17 140V138L19 139L20 137H21V135L24 137V135L26 134L24 131L27 129V126H29L30 127V125H28V123L29 122H24L23 121V118L24 119H27V120H29V118H26V114L24 115V117L22 118ZM27 117H28V115H27ZM81 118H82V116H80ZM79 117V118H80ZM98 117H100L99 119H98ZM153 118L152 120L151 119H149V118ZM183 117H181V118H183ZM21 119L22 118V122H16V120H18V119ZM44 118V117H43ZM84 118V117H83ZM142 118H144L143 119V121H144V125L142 124ZM147 118V119H146ZM190 118V121H194V122H196V120H197V118L196 119H191ZM208 118V117H207ZM218 118H220V117H217V119ZM90 119V118H89ZM103 119H105V120H103ZM103 120V125H102V122H99V121H102ZM206 120V119H205ZM9 121V120H8ZM7 120H6V122H8ZM26 121V120H25ZM177 120H176V122L175 123H177L178 122ZM188 121H189V119H188ZM189 121V122H190ZM202 121H204V122H202ZM3 121H0V128H1V126L2 125H4V124H2L1 125V123H2ZM5 122V123H6ZM32 122V121H31ZM30 122V123H31ZM105 122V123H104ZM123 122H122V124H123ZM212 122H213V120H212ZM217 122H219V121H217ZM10 123V122H9ZM17 123V124H16ZM107 123H109V122H107ZM140 123V124H139ZM146 123V124H145ZM11 124V123H10ZM112 124H113V126H112ZM138 124V125H137ZM142 124V125H141ZM210 126H209V125ZM220 124V123H219ZM102 125V126H101ZM140 125V126H139ZM148 125V126H147ZM205 125V126H204ZM207 125L209 126V128H211L212 130H210V131H208V129H207V132H206V128H208L207 127ZM92 126H94V129H93V127ZM97 126V127H96ZM98 126H101L102 127V129H99L98 130V128H101V127H98ZM106 126V127H105ZM135 126H136V129H139V133L137 132V133H135L136 132V129H135ZM183 126H182V128H183ZM187 126H189L188 124H187ZM92 127V128H91ZM138 127V128H137ZM162 127H160L162 130L161 131H163V128ZM172 127V126H171ZM192 127V128H191ZM201 127H202V129H201ZM204 127V128H203ZM218 127V128H217ZM34 128H35V125H34ZM95 128L97 129V130H95ZM157 128H159V127H157ZM157 128H155V130L154 129H152V127H151V130L152 131H157L158 129ZM160 128H159V131H160ZM168 128V129H167ZM214 128H217V129H215L214 130ZM4 129V128H3ZM132 129H134V131L132 130ZM173 129V128H172ZM171 128L169 129V132H171V130H172ZM184 129V128H183ZM174 130H176V129H174ZM191 130H193V131H191ZM198 130V131H197ZM202 130H204L203 131V134H201V131ZM218 130H220L219 132H218ZM77 131H78V129H77ZM92 131V133H89V132H91ZM132 131V132H131ZM160 131V132H161ZM186 131H182V133H183V135L182 136H186V135H184L185 133L186 134H188ZM194 131H195V134H194ZM216 131H217V133H216ZM2 132V131H1ZM26 132H28V130L26 131ZM65 132V131H64ZM134 132V133H133ZM151 132V131H150ZM158 132V131H157ZM155 133V132H151V133H155V134H160V132L159 133ZM173 132V131H172ZM205 132V133H204ZM209 132V133H208ZM211 132V133H210ZM5 133V134H6ZM24 133V134H23ZM63 133V132H62ZM80 134V135H76L77 137L76 138H78V137H80V136H84L85 135V132H83V134H82V132L80 133V131L79 132H77V134ZM133 133V134H132ZM150 133V134H151ZM191 133H193L195 136H192L191 135ZM199 133V134H198ZM210 134L211 136H207V134ZM216 133V134H215ZM30 134V133H29ZM125 136H124V135ZM155 134H153V135H155ZM206 136H205V135ZM4 135V134H3ZM2 135V136H3ZM60 135H61V133H60ZM65 135V134H64ZM85 135V136H86ZM91 135H88V136H91ZM123 135V136H122ZM134 135H136L135 137H134ZM162 135H160L161 137H160V141H161V139H162ZM206 137V138H208V140L206 141V140H204V136ZM5 136V135H4ZM8 136H9V134H8ZM7 135H6V137H8ZM59 136V135H58ZM151 136H152V134H151ZM176 136V137H175ZM180 136V137H179ZM193 138H192V137ZM198 136H199V138H200V136H201V138H203L202 140V142H205L206 141V144L207 145H205V143H203V145H202V143H201V139L199 140L200 142H198V140H195L196 142H197V144H196V142H194L195 144H193L192 143V140H194V137H195V139L196 138H198ZM203 136V137H202ZM12 137L10 138V136H9V138L10 139H12ZM17 137V138H16ZM53 137V136H52ZM55 137V136H54ZM87 137V136H86ZM116 137V138H115ZM133 137V138H132ZM178 137V138H177ZM191 137V138H190ZM8 138V139H9ZM56 138V137H55ZM59 138V137H58ZM57 138V139H58ZM110 138V139H109ZM163 138V139H164ZM184 138H186V137H184ZM205 138V139H206ZM52 139V138H51ZM60 139V138H59ZM58 139V140H59ZM92 139V140H91ZM108 139V140H107ZM112 139V140H113ZM117 140V141H115V140H113V141H115V142H113V141H111V143H112V145H115L116 143V145H115V147H118L119 148V150H118V148H116V150L117 151H115L116 153H118V155L122 152V155L125 153H123V151H124V149L122 148V145H123V147L124 146H126V147H128L129 146V148H132L131 150H133L135 147H134V144H133V142H132V144H133V146H131L132 144H123V143H121L122 141H120V140ZM124 139H123V142H127V141H124ZM158 139V138H157ZM176 140V143H175V141L174 140ZM189 139H191V142L190 141H187V140H189ZM3 140V139H2ZM20 140V139H19ZM46 140V139H45ZM48 140V139H47ZM85 140H83V142H82V138H81V140L79 139V142H82L83 143V145H84V142H85ZM107 140V141H106ZM155 140V139H154ZM153 140V141H154ZM174 142H173V141ZM184 140V141H183ZM49 141V140H48ZM48 141L46 142L45 141V144L46 143H48ZM70 141V140H69ZM118 141H120L119 143H121V146H120V144H119V146H117L118 145ZM156 142L158 141V140H155ZM163 141V140H162ZM178 141H180L179 143H177ZM54 142V141H53ZM55 142H56V140H55ZM77 142V141H76ZM76 142H75V144H76ZM131 142H129V143H131ZM159 142V141H158ZM169 142V141H168ZM187 142H190V143H192L193 144V146L192 145H190V143H187ZM18 143H20V142H18ZM50 143V142H49ZM48 143V144H49ZM57 143V142H56ZM61 143H63V145H64V141H60V145H62ZM67 143V141H65V144ZM72 143H74V142H72ZM89 143V144H90ZM128 143V142H127ZM153 143V142H152ZM160 143V142H159ZM159 143H157V144H159ZM1 144V143H0ZM6 144V143H5ZM51 144V143H50ZM81 144V143H80ZM175 144H176V146L178 145V147H176L175 146ZM179 144H181L180 146H179ZM17 145V144H16ZM52 145V144H51ZM58 145V144H57ZM67 145V144H66ZM66 145H65V147H66ZM77 145H79L78 144V142H77ZM82 145V144H81ZM111 145V146H112ZM128 145V146H127ZM190 146V149H189V146ZM195 145V146H194ZM205 145V146H204ZM1 147H2V145H0ZM6 146V145H5ZM5 146H3L4 148H5ZM19 146V145H18ZM21 146V145H20ZM45 146V145H44ZM89 146V145H88ZM84 146L85 148L87 147V149L85 150V148L84 149H82V151L83 150H85L84 152H85V155H86V152L88 151V153L90 152L89 151V147H91V146ZM131 146V147H130ZM174 146L176 147V148H178V149H180V151H178V149H177V151H176V149L174 148ZM183 146V147H182ZM187 146H188V148H187ZM202 146H204V147H202ZM207 146V147H206ZM23 147V146H22ZM48 147V146H47ZM60 146H58L57 148H55V147H53V148H55L56 150H58V148H59ZM78 147V146H77ZM91 147V148H92ZM114 147V146H113ZM191 147H193V148H195V149H193V148H191ZM196 147H199V148H197V150H196ZM201 147V148H200ZM18 148V147H17ZM20 149H21V147H19ZM43 148H46V147H43ZM63 148V147H62ZM68 148H70V147H68ZM82 148V147H81ZM90 148V149H91ZM103 148V149H104ZM120 148H121V150L123 149V151H121L120 150ZM157 148V149H156ZM162 148H164L163 150H162ZM167 148L169 149V150H167ZM185 148V149H184ZM204 148V150L203 151H201L202 149ZM65 149V148H64ZM128 149V148H127ZM137 149V148H136ZM172 149V150H171ZM173 149H174V152H172L173 151ZM201 149V150H200ZM1 150V149H0ZM4 151H5V149H3ZM22 150V149H21ZM44 150H46L47 151V153H48V148L47 149H44ZM44 150H42L40 153H43V152H45ZM54 149H51L50 151H52L53 153H54V155L51 153L50 155H51V157H56V154H58V153H55L56 152V150H54ZM62 150V149H61ZM107 150H106V152H107ZM115 150V149H114ZM130 150V149H129ZM128 150V151H129ZM166 150V151H165ZM183 150L185 151L186 150V152H192L193 150V152L192 153H194L195 152V150H196V153H194L193 154V156H191L192 155V153H191V155L189 154V156L190 157H185L186 155H185V153L183 152ZM188 150V151H187ZM190 150H192V151H190ZM17 151V150H16ZM121 151V152H120ZM134 151V150H133ZM133 151H132V153H133ZM176 151V152H175ZM200 151V152H199ZM62 152V151H61ZM99 152V153H98ZM102 152H103V155H102ZM101 152V155H102V157L105 159V157H104V155H109L111 152H109L108 154H106V153H104V150ZM114 152V151H113ZM120 152V153H119ZM127 152V151H126ZM129 152H131V151H129ZM65 153V152H64ZM115 153V154H116ZM148 153V154H147ZM152 153H151V155L150 156H148L147 158L148 159H150V160H152L153 159V161H154V159H158V154H157V157L155 158H152V156L154 155H152ZM2 154V151L0 152V155ZM3 154H5V152H3ZM49 154V153H48ZM71 154H73V153H71ZM112 154V153H111ZM42 155H45L46 156V152L44 153V154H42ZM42 155H38L39 157H40V160H42L41 158H43V161H44V157L42 156ZM117 155V154H116ZM117 155V156H118ZM125 155H127V153H125L122 157H124L125 159H126V157H127V159L129 158V156H126L125 157ZM128 155H130V154H128ZM145 155V156H144ZM168 155V156H169ZM185 155V156H184ZM3 156V155H2ZM0 157V163L1 162H3V161H1L2 160V158L4 159V157ZM59 156V155H58ZM64 156V155H63ZM79 156V155H78ZM90 156H88L87 158H89ZM110 156V155H109ZM109 156L107 157V158H109ZM117 156H115L114 154H113V156L111 155V161H112V157L113 158H118ZM142 156H140V158L142 157ZM188 156V155H187ZM11 157V156H10ZM17 157V156H16ZM15 157V158H16ZM48 157H50L49 155H47L46 156V159H45V164L48 162V164L51 162V157L50 158H48ZM71 157V156H70ZM84 158H82V159H86L85 157L86 156H83ZM101 157V159H102V161H104L103 160V158ZM58 158V157H57ZM107 158L105 159V163H107L106 162V160H107ZM120 158H121V156H120ZM161 158V159H162ZM50 161H48V160ZM59 159V158H58ZM82 159H80V160H82ZM93 159H95V158H93ZM122 159V158H121ZM163 159H162V161H163ZM54 160H57V159H55L54 158ZM68 160V159H67ZM79 159L78 160H75V162L76 161H80ZM88 160V159H87ZM89 160H91V159H89ZM96 160L99 162V160H100V157L98 156V158H96L95 159V162H96ZM114 160V159H113ZM116 160V159H115ZM124 160V159H123ZM145 160V161H144ZM155 160V161H156ZM174 160V159H173ZM47 161V162H46ZM142 161V160H141ZM154 161V162H155ZM163 161V162H164ZM6 162V161H5ZM9 162V161H8ZM73 162V161H72ZM82 162H83V160H82ZM81 162V163H82ZM84 162H85V160H84ZM101 162V161H100ZM99 162V163H100ZM144 162H146V163H144ZM148 162V163H147ZM173 162V161H172ZM7 163V162H6ZM40 163H42V162H40ZM68 163V162H67ZM101 163H103V162H101ZM156 163H160V162H157L156 161ZM9 164V165H8ZM7 164V166L6 165H4L5 167H3L4 168V170H5V172H8V170H9V174H8V178L9 179H14L13 180V183L15 182H17V181H19L18 179H19V177H18V179H15V176H18V175H20L21 173H19L18 172V169H17V167L16 166H18V165H14V166H11L10 167V164L11 163H8ZM16 164V163H15ZM86 164H87V161H86ZM164 164V163H163ZM170 164V165H169ZM85 165V164H84ZM103 165V164H102ZM106 164H104V166H105ZM165 165V164H164ZM62 166V165H61ZM152 166V168L154 169V167H153V165H151ZM6 167L8 168L7 169V171H6ZM18 167H20V166H18ZM107 168V167H106ZM138 168V167H137ZM141 168V167H140ZM139 168V169H140ZM101 169H103V167L101 168ZM119 169V168H118ZM128 169H130V165H129V168ZM136 169V168H135ZM155 170V169H154ZM158 170V171H159ZM10 171H11V173H10ZM103 171H104V169H103ZM128 171V174L130 173L129 172V170H127ZM132 171V170H131ZM134 171V170H133ZM140 171V170H139ZM100 172V171H99ZM105 174L103 173V176H106V174L109 176L110 175V178H112L111 176H113L114 177V175H116V172L114 173V175L112 174H110V173H112V170L110 171V172H108L106 169H105ZM122 172H124L123 170H121L119 173L120 174H122ZM137 172H138V170H137ZM164 173H166V174H164ZM6 174V173H5ZM94 174V173H93ZM101 175H102V170H101V173H100ZM119 174V175H120ZM124 175H125V172H124ZM140 175V174H139ZM148 175V176H149ZM3 176V175H2ZM7 176V175H6ZM11 176H12V178H11ZM98 176V177H97ZM99 176L100 175H96V176H94L95 177V179L96 178H99ZM158 176V177H157ZM93 177V178H94ZM122 177V176H121ZM127 177H129L128 175H127ZM144 177V178H143ZM145 177H147V178H145ZM7 178V179H8ZM17 178V177H16ZM21 178V177H20ZM93 178H92V181H93ZM108 178V177H107ZM114 178H119V176L118 177H114ZM6 179V178H5ZM89 179V178H88ZM95 179H94V181H95ZM100 180H103V179H101V178H99ZM99 179H97V180H99ZM109 179V178H108ZM121 178H119V180H120ZM129 179V178H128ZM11 180H8V181H10L11 182ZM23 180H24V178H23ZM22 180V181H23ZM66 180V179H65ZM74 179H71V180H69V182H70V184H68L69 182H67L68 180H66V181H64V180H62V184H60L61 185V188L59 189V183L58 182H60L59 180H58V182H54L55 183V185L57 184V186L56 187H52L51 185V183L49 182V185H50V188H49V186H48V184L47 183H45L46 185H47V187H46V189H43L42 187H41V185L39 186L40 187V189H42L41 191L42 192H38V193H34L32 196H30L29 197V199L28 200H26V201H23V203H19L20 205H18V209L20 210V212H22V214H20V216L19 217H15L16 218V220H17V218H19L20 219V217L23 215V212H25V214L27 213V215H28V211H31L30 212V214L29 215H31V214H33V213H35L36 212V208H38L39 206H40V202H39V204L37 205V204H35L36 203V200H38V199H40V200H45L46 198H47V202H49V200H50V203H51V200H52V198H54V200L56 201V196H57V194L58 193H60L63 189H62V185H63V188H65L64 186V183L63 182H65V184L67 185L68 184V186H66V190L64 191V192H67L66 193V196L68 197V192L70 191V192H74V197H75V195L76 194H78V195H80L81 197H82V195H85V193L87 192V194H88V196L89 195H93V193H95L94 191L91 193L89 190H91V187L89 188V186H88V188L89 189H87L86 188V186H85V188L87 189V191H86V189L85 190H83L82 188H83V186H84V184L86 183H82L81 181H80V184H82L83 186H82V188H78L80 185H77L78 184V182H79V180L78 181H76V180H74V187H69V185L70 186H72L71 184H73V182L71 183V181H73ZM85 180V179H84ZM7 181V182H8ZM76 181V182H75ZM89 181V180H88ZM112 181H113V179H112ZM140 181H141V184H140ZM145 181V182H144ZM97 182V181H96ZM131 182H129V183H131ZM12 183V182H11ZM14 183V185H16ZM24 183V182H23ZM26 184H25V186H27V184H29V182H25ZM88 183V182H87ZM93 183V182H92ZM98 183H99V181H98ZM147 183V185H149ZM5 183H3V185H4ZM20 184V183H19ZM18 184V185H19ZM91 184V183H90ZM122 184V183H121ZM125 184H127V185H125ZM8 185V184H7ZM93 185L96 187V185H95V183H93ZM93 185H91V186H93ZM99 185V184H98ZM146 185V186H147ZM23 187H24V184L22 185ZM77 186V187H76ZM93 186V187H94ZM18 187H20V186H18ZM44 187V186H43ZM71 188V190L69 189V188ZM148 187V186H147ZM148 187V188H149ZM9 188V187H8ZM48 188V189H47ZM54 188H57V189H55V190H53ZM73 188V189H72ZM96 188H98V186L96 187ZM131 188L132 189H134V190H131ZM137 188V189H136ZM4 189V187L1 189V190H3ZM40 189L39 190H37V191H40ZM62 189V190H61ZM100 189V188H99ZM139 189V190H138ZM154 189H155V191H154ZM0 190V191H1ZM44 190V191H43ZM58 192H57V191ZM67 190H69V191H67ZM135 190H137L136 192H132V191H135ZM143 190H144V188H143ZM150 190V191H149ZM7 191H8V189H7ZM34 191V190H33ZM33 191H32V193H33ZM36 191V192H37ZM89 191V192H88ZM97 191H99V190H97ZM100 191H102V189L100 190ZM9 192V191H8ZM63 192V191H62ZM62 192H61V194L59 195L58 194V197L59 196H61L62 195ZM75 192H76V194H75ZM141 192V193H140ZM150 192V193H151ZM3 194V192H0V194ZM29 193H31V192H29ZM90 193V194H89ZM137 193H139L140 195H139V197H138V195H136ZM71 195L73 194V193H70ZM87 194L85 195V197L87 196ZM3 195H5V196H7L8 195V197L9 196H11V195H9V193L6 195V194H3ZM27 195L29 196V194L27 193ZM56 195V196H55ZM65 195V194H64ZM64 195H62V196H64ZM97 195L98 194H96V196H92V197H94V198H96V200H97V202H101V205L102 204H106V203H104L105 202V200H101L100 199V201H99V199H97ZM145 195V196H144ZM1 196L2 195H0V200H2V202H4V200L5 199H3V197L4 196H2V198H1ZM79 196V197H80ZM104 196H101V194L100 195H98V197H102V199H104ZM57 197V198H58ZM65 197V196H64ZM63 197V199H65ZM73 197V196H72ZM73 197V198H74ZM4 198H7V197H4ZM25 198H27L26 197V195H25ZM33 199V200H31V199ZM48 198H49V200H48ZM51 198V199H50ZM60 198V197H59ZM73 198H71L72 200H73ZM76 198V197H75ZM92 199L93 201L95 200V199ZM17 199V198H16ZM19 199V198H18ZM23 199V198H22ZM69 199V198H68ZM68 199H66V200H68ZM79 199V198H78ZM84 200H90L91 198H87V199H85V198H83ZM82 199V200H83ZM20 200V199H19ZM25 200V199H24ZM32 201V202H29V201ZM43 200V201H44ZM59 199H57V201H58ZM18 201V200H17ZM22 201V200H21ZM43 201H41V202H43ZM55 201H53L52 200V202H55ZM74 201V200H73ZM79 202L78 203H81V201L80 200H78ZM104 201V202H103ZM108 201H110V202H108ZM1 202V201H0ZM6 203L8 202V201H5ZM20 202V201H19ZM34 202V203H33ZM38 202V201H37ZM44 202H46V200L44 201ZM46 202V203H47ZM89 202V201H88ZM34 204V206L36 205L37 207H34L35 209H33L32 207H33V204H32V207L30 206V204ZM84 204H85V202H83ZM91 203H93V202H91V200H90V204L89 203H87L88 204V206H84V207H88V210L89 211H91V209H93L92 210V213L95 211V208L94 207H96V208H98L99 206L97 205V203H96V201H95V203H94V206L92 205L91 206ZM112 203H113V205H112ZM28 204H29V206H28ZM42 204V203H41ZM52 204V203H51ZM84 204H82V205H84ZM98 204H100V203H98ZM1 206H3L2 205V203L0 204ZM16 205H17V203H16ZM15 205V206H16ZM72 205V204H71ZM71 205L70 206H68L69 208L71 207ZM78 205V204H77ZM115 205V206H114ZM14 205H13V207H11V208H13L14 210H15V207ZM76 204L75 205H72V208H76V209H79V207L81 206H76ZM104 206V205H103ZM99 207V208H104L105 207V209H108V208H106L107 206H104V207ZM8 207V206H7ZM29 207H31V208H29ZM83 207V206H82ZM93 207V208H92ZM27 208H28V211H27ZM69 208H67L66 207V209L67 210H69ZM90 208V209H89ZM97 209V210H100V209ZM2 209H3V207H2ZM12 209V210H13ZM18 209H16L15 211L16 212H18ZM30 209V210H29ZM33 209V210H32ZM66 209H65V211H64V213L66 214ZM80 209H81V207H80ZM80 209H79V211H80ZM104 209V210H105ZM115 210L116 208H112V210ZM4 211H5V209H3ZM6 210H7V208H6ZM9 211L8 212V210H7V212L8 213H10V216L11 215H13V213L14 214H16L15 212H14V210L13 211ZM84 210V209H83ZM102 210V209H101ZM100 210V211H101ZM33 211V212H32ZM69 211H71L72 212V210L70 209ZM105 211H107V210H105ZM108 211H111V209H109ZM117 211V210H116ZM11 212H12V214H11ZM46 212V211H45ZM52 212H54V211H52ZM61 212H63V211H60V213ZM73 212L75 213V212H77L76 210L74 211L73 210ZM83 212H85V210L83 211ZM96 212L97 211H95L94 213L96 214ZM2 213V214H1ZM0 213V215H3V213H5V216L3 217L4 219H5V221H4V219L3 220H1L0 219V233H1V231L2 232H4V230H5V232L3 233L4 234V236L5 235H7L6 237L7 238H9V239H4V242L5 241H9V240H11L13 237H11V235H13L12 233H11V231L12 232H14V230H12V225H11V227L9 226V224L8 225H5L6 224V218L7 219H9V222H10V220H11V217H6V211L5 212H1ZM49 213H50V211H49ZM56 213V212H55ZM18 214V213H17ZM16 214V216H18ZM43 214H45V213H43ZM48 214V213H47ZM50 214H52V213H50ZM63 214V213H62ZM63 215L64 216V218H62L61 220H65V218H67V221L69 222V220H68V218H69V215H67V214H70L71 216V218H73V214L72 213H67L66 215H67V217H66V215ZM77 214H78V212H77ZM84 214V213H83ZM85 216H87V214L89 215H92L91 214V212H85ZM94 214V215H95ZM28 215V216H29ZM49 215V214H48ZM96 215H99V214H96ZM194 215H196V218L195 219H192V218H194L195 216ZM26 216V215H25ZM50 216V215H49ZM80 216H82V213H81V215ZM197 216H198V218H197ZM203 216H205L204 218L206 219V217H207V219L209 220H207V222H204V223H208V225L205 227V226H203V227H201L202 228V231L200 230V233H199V230H198V234L196 233L194 236H193V232H190L189 231V233H190V235L188 234V228L187 227H185L186 229V231L183 229V231H185L186 232V235L188 234V236H186L185 234V236L183 235V233H185V232H182L181 233V230H180V228L179 227H181V226H179L178 227V225H182V224H184L185 225V222H187V220H188V222L190 223V221H191V219H192V221L193 220H198V219H203L202 217ZM6 217V218H5ZM27 217V216H26ZM25 217V218H26ZM62 217V215L60 216V218ZM75 217H76V215H75ZM93 217V216H92ZM201 217V218H200ZM2 218V217H1ZM22 218V217H21ZM27 218H29V217H27ZM50 218L52 219L53 217L52 216H50ZM95 218H97V217H95ZM18 219V220H19ZM70 219V218H69ZM80 219V218H79ZM84 220H85V217L83 218ZM98 220H100V219H98ZM101 220V221H102ZM186 220V221H185ZM63 221L61 222L62 224H63ZM66 221V220H65ZM66 221V222H67ZM80 221H81V219H80ZM101 221H100V224H101ZM185 221V222H184ZM203 221V220H202ZM201 221V222H202ZM16 222V221H15ZM73 222V221H72ZM77 222V221H76ZM173 223V225L171 226V224L170 223ZM187 222V223H188ZM194 222V221H193ZM193 222H192V224H193ZM7 223H8V221H7ZM69 223H71V222H69ZM74 223V222H73ZM72 223V224H73ZM96 223V226L98 227L100 224L98 223V222H95ZM169 223V224H168ZM188 223V224H189ZM196 223V222H195ZM12 224H16V223H12ZM65 224V223H64ZM104 224V225H103ZM164 224H166V226L164 225ZM168 224V225H167ZM192 224H190V226L192 225ZM201 224V223H200ZM170 225V226H169ZM184 225H182V228L184 227ZM197 225V224H196ZM10 227L11 228V231H9L8 230V227ZM26 226V225H25ZM70 226H72V225H70ZM163 226H164V232L162 231V229H163ZM199 226V225H198ZM82 227H80V228H82ZM91 227V228H90ZM150 227H152V228H150ZM167 227H168V229H167ZM172 227V229L174 230V228L173 227H175V230H174V232H178V234L179 233H181L182 235L181 236H184L183 238H185V239H183V238H180V242H178V243H176L175 242V238H172V241H173V239H175L174 240V245H172V244H170L171 246H169L168 244H162L161 246L162 247H160V243H158L157 241L159 240V239H157V241H156V237H158L157 236V234H158V231H159V233L161 232H163V233H167L168 231L167 230H169V228H171ZM192 227V226H191ZM79 228V229H80ZM96 228V229H95ZM102 228H104V229H102ZM179 229V231H176V230H178ZM193 228V227H192ZM204 228V229H203ZM92 230V232L90 231V232H88V230ZM154 229V230H153ZM167 229V230H166ZM195 229V228H194ZM195 229V230H196ZM17 230V229H16ZM26 230V229H25ZM94 230V231H93ZM173 230H171V231H173ZM196 230V231H197ZM29 230H27V232H28ZM31 231V230H30ZM33 231V230H32ZM171 231H169V234H170V232ZM9 232V233H8ZM78 232V230L76 231V233ZM80 232V231H79ZM11 233V234H10ZM15 233V232H14ZM19 233V232H18ZM32 233H34V232H32ZM85 232H83V234L82 235H84V236H86L85 234H84ZM90 233V234H89ZM163 233H162V235H163ZM192 233V234H191ZM16 234H17V232H16ZM79 234V233H78ZM96 234H97V236H96ZM168 234V233H167ZM10 235V236H9ZM21 235V234H20ZM34 235V239L35 238H37V236L35 237V234H33ZM171 235H172V233H171ZM174 235V237H175V234H173ZM172 235V236H173ZM192 235V236H191ZM197 235V236H196ZM4 236L2 235V237L4 238ZM17 236V235H16ZM92 236V235H91ZM93 236H92V238H93ZM0 237H1V234H0ZM11 237V238H10ZM87 237H83V238H87ZM178 237H180V234L179 235H177V233H176V238H178ZM19 239H20V237H18ZM17 238V239H18ZM101 238H104L103 240H101ZM75 239V238H74ZM88 239V238H87ZM86 239V240H87ZM94 239V238H93ZM79 240V239H78ZM81 240V241H80ZM79 240V242H81L82 243V239H80ZM85 240V239H84ZM85 240V241H86ZM178 240H179V238H178ZM178 240H176V241H178ZM183 240H185V241H183ZM0 241H1V239H0ZM13 241H15L14 239H12L11 241H9L10 243H9V248H10V244H11V246H13V243H15V242H13ZM71 241H73V240H71ZM84 241V242H85ZM88 241H89V239H88ZM182 241V242H181ZM12 242V243H11ZM46 242V241H45ZM83 242V243H84ZM186 244H185V243ZM40 243H41V241H40ZM39 243V244H40ZM72 243H74V242H72ZM89 243V242H88ZM157 243V244H156ZM161 243H163V242H161ZM4 244V243H3ZM17 244V243H16ZM38 244V243H37ZM61 244V243H60ZM94 244V243H93ZM159 244V245H158ZM178 244H181L180 246L178 245ZM59 245V244H58ZM62 245V244H61ZM65 245V244H64ZM163 245H164V247H163ZM165 245H168V247L167 246H165ZM176 245V246H175ZM178 245V246H177ZM5 246H7L6 245V243L3 245V247H5ZM41 246H43L42 244H41ZM63 246V245H62ZM66 246H67V244H66ZM70 246V247H71ZM82 246V245H81ZM3 247H1V248H3ZM14 247H15V249L17 248V246H15V244H14ZM50 247H52V248H50ZM67 247H69V246H67ZM69 247V248H70ZM85 247H86V245H85ZM84 247V248H85ZM21 248V247H20ZM36 248H38V247H36ZM56 249L57 250V252L59 251V253H57L58 255H56L55 254V250L54 249ZM59 250H58V249ZM103 248V249H104ZM5 249V248H4ZM14 249V250H15ZM39 249V248H38ZM80 249H81V251H82V249L83 248H81L80 247ZM36 250V249H35ZM42 250V249H41ZM85 250V249H84ZM8 251H9V249H8ZM15 251H18V250H15ZM23 251V250H22ZM26 251V250H25ZM30 251V250H29ZM43 251V250H42ZM41 251V253L44 255V252H46L47 251V249H46V251L44 250V252H42ZM63 251V252H62ZM67 251H68V253H70V254H68L67 253ZM77 252V253H74V252ZM34 252V251H33ZM48 252V251H47ZM54 252V253H53ZM104 252V251H103ZM16 252H14V254H15ZM31 253V252H30ZM48 253V254H49ZM72 253H74V254H72ZM11 254V253H10ZM9 253H8V255H7V259H6V261H4L3 259L1 260L0 259V263H1V261H3V263H5V264H11L9 261H11V262H13V260H11L12 259V257L14 256V258L17 260V259H19V257L17 258V256L18 255H10ZM16 254H18V252L16 253ZM42 254H37L38 255V257H40V259L39 260H41V256H43ZM48 254H45V255H47L48 256ZM82 254H83V256H82ZM91 254V253H90ZM98 254H99V256H98ZM21 255H23V254H21ZM51 255V258L50 257H44V259L45 258H48L47 260H49V262L51 263V264H57V262H55L54 260H53V256ZM59 255H60V257H59ZM64 255V256H63ZM70 255V258L68 257ZM73 255H75V256H73ZM5 256V255H4ZM3 256V257H4ZM8 256H9V258L10 259H8ZM34 256V255H33ZM36 256V255H35ZM32 257V258H36V257ZM57 256L59 257V258H57ZM62 256V257H61ZM65 256H67V257H65ZM71 256H72V258H71ZM86 256L88 257L89 256V258L90 259H88V258H86ZM2 257V256H1ZM0 257V258H1ZM24 257V256H23ZM52 260V261H50V259ZM68 258V259H67ZM82 258H83V260H82ZM86 258V259H85ZM93 258V259H92ZM14 259V260H15ZM21 259V258H20ZM20 259L18 260V261H15L14 263H12V264H30L31 262L29 261V260H27L28 259V257L26 258V259H24L25 261H20ZM59 259V260H58ZM45 261V260H43L44 262H43V264H45V262L47 263L48 261ZM67 260H68V262H67ZM26 261H29V262H27L26 263ZM63 261V262H62ZM7 262V263H6ZM41 262V261H40ZM47 263V264H50V263ZM3 263H1V264H3ZM35 263V262H34ZM37 264H39L38 262H36ZM35 263V264H36ZM59 263V262H58ZM64 263V264H65ZM32 264V263H31ZM42 264V263H41Z\"/></svg>",
	"mask_w": 264,
	"mask_h": 264
},
{
	"label": "rangeland",
	"instance_id": "obj_2",
	"mask_svg": "<svg viewBox=\"0 0 264 264\" xmlns=\"http://www.w3.org/2000/svg\"><path fill=\"white\" fill-rule=\"evenodd\" d=\"M6 1H8V2H6V3H8L9 5H11V1H9V0H6ZM14 0H12V8L14 7L13 5H15L14 4V2L16 3V4H18L16 1H14ZM19 1V4L21 3L20 2V0H18ZM24 1H26V0H24ZM59 1V0H58ZM66 1V0H65ZM69 2H70V0H68ZM86 0H72V4L70 3V5H67V4H65V2L64 1H59V2H64V3H62L63 4V6L64 7H61L62 6V4L61 3H59V4H61L59 7H54V9H55V11L53 10V7L50 9V10H47V9H49L50 7H49V5H48V7L49 8H47V7H43V9L45 8V11H47V12H49V14H47L46 13V15H45V11H44V13H43V15L42 16H44V17H42L41 16V14L39 15V16H41L42 18H44L42 21H43V23H45V25L46 24H48V28L50 29V27H52L53 29H51L50 31H49V29L47 28V25L46 26H44L45 28H46V30L48 29V31H45V33H44V36L43 37H35V38H33V39H35V41H33V40H29V39H25L26 41H24L22 38V40H21V43H20V39H18L19 40V43H18V40H17V43H15L17 46H16V48H14V46L15 45H12L11 47L13 48H11V50H10V53H12V52H15L16 53V51L18 52V54L16 53V55H15V53H12V57H10L9 58V60H8V58L6 59L5 58V60L6 61H8V62H6V61H2V55H3V59H4V56H5V54H4V51L2 52L3 54H0V64H2V65H0V68H1V70H4L5 69V72H7V71H9L10 69H12L13 67H14V69L15 68H17L16 70H15V72L13 73V70H12V73H11V71H9L11 74H9L8 72V74H7V76L8 77H6L7 78V80L9 81V79L8 78H11L10 80H11V84H10V81H9V83H6L7 84V86L10 84V86L8 87V91H6V90H4L5 92H3V94H4V96H3V94L1 93V95L3 96H1V98H3L2 100H0V121H3L2 123H1V125L2 124H4V125H2L1 126V128H0V145H2V147L0 146V152L2 151V154L0 155V157L2 156V157H4V159L2 158V160L1 161H3V162H1L0 163V190L4 187V189L3 190H1L0 192H3V194H8L9 193V195H11V196H9L8 197V195L7 196H5V195H3L2 193L0 194V195H2V196H4V197H7V198H4L3 197V199H5L4 200V202H2V200H0L1 202H0V204L2 203V205L3 206H1L0 205V213L3 211V212H5L6 211V217L8 216V217H11V220H10V222H9V219H7L6 217V224L5 225H8L9 224V226L11 227V225H12V230H14V232H12L11 231V228L10 227H8V230L9 231H11V233L13 234V235H11V237H13L12 239H14L15 241H13V242H15V243H13V246H11V244H10V248L8 247L9 246V241H11V240H9V241H5L4 242V239L6 240V239H9V238H7L6 236L7 235H5L4 236V232H5V230H4V232H2L1 231V237H0V239H1V241H0V259L2 260H4V261H6V259H7V255H8V253L10 254V255H18L17 256V258L19 257V259H20V261L22 260V261H25L24 259H26L27 257H28V259L27 260H31L30 262L32 263V264H35L36 262H38L39 264H43V260H47L48 258H45L44 259V257L46 256V257H50L51 258V255H50V253H51V250L52 249H49L48 250V248H49V244L51 243H49V239H50V241H52V239H53V241H52V245H53V242L55 243V241H57L58 243L57 244H55V246L54 247H59V246H61L60 248L62 249V248H68L67 250H69V252H70V249H71V251H73V248H74V246L76 245L77 246V248H78V253L79 252H84V254H86V255H92V253H93V255H95V252H98V253H100V252H102V253H104L103 255H105L107 252V250L105 249V248H107V246H106V242L109 244V243H111V242H108V241H106L105 242V240L106 239H104V238H101V240H103V242H105L104 243V245L106 246L105 248H104V246H103V248H102V250H100L99 251V249H101V247H102V245L100 246V247H98V245H99V241H100V239L98 240V238H99V236L98 237H94L93 235V233H96L95 231H97V230H93L94 232L92 233V234H90L89 235V237H87L88 235H86V232L87 231H85V230H83V232H85L84 234L86 235V236H84V235H82L83 234V232H82V230L81 229H83L84 227H85V225L84 224H86L87 222H88V220H90V219H93L94 218V220H96V221H94V226L96 227V228H98V230H100L101 228H100V226L101 227H104L105 225V223H104V221L102 220V215L100 214V213H103V212H107V213H109L110 212V214H112L111 212H118V207H116L115 205V207H112V208H116L115 210L113 209L112 210V208L110 207L109 208V204L110 203H107V200H105V196L102 194V192H103V190H107L106 189V187L103 185V186H101L103 183L105 184V180H107L109 183H119V188L120 187H123V184L127 181V184L128 185H130V186H133L134 184H135V182L136 183H139V179H138V181L135 179V180H132L133 179V177H135V176H138V177H142L141 176V174L144 176L145 175V172L146 171H150L151 170V172H156V170L158 169L159 170V168L157 167L158 166V164H161V167H163V166H166L167 168H169V167H172V165L175 163V158L178 156V155H180L181 154V151H180V149H178L179 147H178V145L176 146V144H175V146L176 147H178V148H176L175 146H174V148L176 149V151H177V149H178V151H180V154H176L175 153V155H174V157L172 158V156H171V158H170V155H172V154H170V153H168V155L166 156L164 153H163V157L165 156V157H168V162H170V164L172 163V165L171 166H168V164H167V160L166 161H164V159H165V157H164V159L162 158V152L164 151L163 149L165 148L164 146L166 145L167 146V144H170V146H172L173 144H171V140H169V139H171L172 137L174 138V135H175V132L177 133L178 131H180V129H181V131L180 132H178L179 134H177V135H180L181 134V137L180 138H178V139H181V142L180 141H178L177 143H182V145H183V143H185V142H182V139H187L189 136H190V134H189V132L190 131H186L185 130V126H183V125H185L186 124V129L187 130H190V129H188V127H190V123L192 122V125L194 124V123H198V124H200L199 126H201V124H205V122L204 121H206V122H210V120H211V128L212 127H216V124L219 126V125H221V120H222V112L220 111V113L218 112V113H216V109H215V107H212V105L209 103L210 102V100L208 101L207 100V98L209 97H207L206 98V101H208V104L207 105H211V108H214L215 110H213V113L210 115V112L212 111V110H209L210 109V105H209V107H205V106H203V108L202 109H200V110H205V111H200V110H198L197 108H196V110L197 111H199L197 114H199V115H201L202 113H204V114H202L201 116H205L206 115V120L202 117V119H204V121H202V122H204V123H200V121L202 120L201 118L200 119H198L197 117H192L191 118V116H190V114H189V112H188V115L189 116H187V115H185L186 113H187V110L185 109V114H184V112H182L181 111V107H183V106H181V105H179L180 103L178 102V99L180 100V98H181V96L182 95H186V94H189L190 96H192V93L194 94V91H196V89H198L197 88V86H199V82L197 83V85H193V82H191V83H187V84H190L189 86H190V88L191 89H193V87L195 86L196 88H194L195 90L191 93V91H189V90H187V87H189V86H187V85H185V86H187V87H183V88H185L186 89V91H187V93L186 94H184L186 91H184L183 92V94L182 95H178L177 94V97L179 96L180 98H178V99H176V93H180L181 91H179L178 92V90H175V89H178V88H180V85L179 84H177V83H179V81L177 80L176 81V79H175V82H176V84L179 86H173L174 87V89L172 88V84H174V82H169V81H172L171 79V76H172V74H170L171 76H170V80H168V78L169 77H167V79H166V81H168L169 83H171V85H167L166 83H168V82H163L164 84H166L168 87H170V91H167L169 94H166L165 93V95H162V92H163V88L162 87H160V86H162L163 85V87H164V84H160V86L158 87V90H156V89H153V88H156L157 86H154L153 88L151 87V88H149V89H147L148 91L146 92V89H144L145 90V92H143L142 91V89H140L142 92H140V90H139V86H136L135 84L138 82V81H135V84H134V82L132 83V84H134L135 86V88H137L138 87V91H136V90H134L133 89V91H132V89L130 88V90H131V93H133L134 94V92H140V94L139 95H141V97H143L142 95H144V94H150L149 95V97L150 96H154L153 94H155V93H158L159 92V88H162L161 90H162V92H161V95H159V97L158 98H160L161 96H163V97H161V100H164L163 98H164V96H168L163 102H166V100L168 99V98H173L174 97V95H172L173 94V92H174V94H175V97H174V99H176V103H179L178 105H176V103H173L172 102V99L168 102H166L165 104H163V105H161V107H160V109L158 110L157 108H156V106H155V108H156V110L154 109V110H152L151 112V114H153L154 112H156V111H158V112H156V113H158V114H156V113H154L153 115H157L156 116V118H152L153 119V123L151 122V121H149L147 118V120L145 121V122H147L148 124L150 123V124H152V126L149 124V126H151L152 127V129H154L155 130V128H157V127H162L164 124L165 125H167L168 127H169V129L171 128H173L172 130H171V132H169V129H168V137H169V134L171 133H174V135L172 134V136L171 137H169V139H167V138H164V136L166 135V132H167V130L165 129V131H164V128H163V131H161L162 129L160 128V131H159V128H157L158 130V132L157 131H152L151 130V127L150 128H147L146 130L144 129V127H146L145 125H144V121H143V119L144 118H142V124L144 125L142 128V130L144 131V132H142V131H139V129H136V126H135V129H136V132L134 131V129H132L135 133H137L138 131L141 133V134H136V135H138V136H136V135H134V137H135V141H134V138H133V140L131 139V140H129V138L131 137L130 135H131V133H129L130 135H127L129 138L127 139V137H126V139H124V138H116L117 140L119 139L120 141H122L121 143H125V144H132V142H133V144H134V151L133 150H131L132 148H129V146L128 147H126V146H124L123 147V145H122V148L124 149V151H123V149L121 150V148H120V150L121 151H123V153L125 152V153H127V155H125V157L126 156H129V158L127 159V157H126V159L124 158V157H122L123 155H122V152L118 155V153H116L115 151H117L116 150V148H118V147H115V145L117 144H115V145H112V143L113 142H115V141H117V140H115V139H113V140H115V141H113L112 139L110 140V144H109V148L110 149H112L113 148V150H112V152L110 151V150H107V147H108V144L107 143H109V141H107V143L105 142L104 144L105 145H103V146H105V148L104 147H102V149L98 152L99 154L98 155H95L94 157L92 156H90L92 153H94V151L95 150H97V149H93V148H95L94 147V145H93V147L91 146V143L90 142H88V145L89 146H91V147H89L87 144H86V140L85 139H87V140H89L88 139V137H93V134L91 135V134H87L86 135V133H88V129H89V131L90 130H92V129H90L89 128V125L90 124H92V125H95L94 123L97 121L96 119H97V116H100V115H98L99 113L101 114V113H103V111H105V113L108 111V112H110V113H112L114 110L117 112V109H119V111L121 110V112L122 113H125L126 111L125 110H127L126 109V107L128 106H124V105H126V104H124V105H120V107L122 106V107H124L125 108V110H124V112L122 111V109H120L119 107L116 109V107L119 105V104H122V103H129V101H130V104H129V106H132L133 105V99H135L136 100V102L134 101V103L136 104V103H138V104H140V105H138L137 107H139L140 106V108L138 109L137 107V109L139 110V112H141L142 114H144V111L146 112H149L148 110H146V106H147V109H149L150 110V108H149V105H150V107H152L153 106V108H154V105H152L151 103V101H154L155 102V100H157L156 99V95H155V97H151L152 99H149V100H146V101H148V102H145L144 103V99L143 98H141L140 96L138 97V95H135L134 94V96H133V94H132V96L134 97V98H132V96H130L129 94H127L126 95V97H127V99H129V100H127L126 99V97H125V95L123 94L124 93V91H125V93H130V91H126L125 89H127V87L129 88V87H131L132 85H130L129 84V82H126V84H129L127 87L125 86V81L124 80H126L125 78H124V80L123 81H120L119 83H121V82H123V83H121V84H124V87L122 86L121 88H120V85L121 84H118L119 85V87H118V85L116 84V86L114 85V81H113V84H112V80H114L113 78H115L116 77V79H118L117 78V72H119V73H121L120 75L122 76V72L123 73H125V74H123V76H125L126 77V75L128 74H130L129 72H128V68L126 69V67L128 66V64L127 65H125V67L122 65V67H124V69L123 68H121V67H119V65H118V68L117 67H114V63H113V67H108V65L111 63L112 64V59L113 58H111V57H113V54L111 53V51L109 52L108 50H113L114 52L113 53H115V51L117 52V53H115V54H118L119 56H124L125 57V55L128 57V54H129V56H130V54H131V62H130V64H132V62H136V60L138 59V58H136L135 56V54L134 53H137V55L140 57V54L141 53H138V52H142V57L143 58H145V56H143V54L145 55V53H143V51H146V53L147 52H149V55H151V57L148 59L147 58V56H146V58L147 59H143L142 57H140V59H139V61L141 62V63H143L144 64V62L145 61H147L148 63H151L152 62V60H154L152 63H151V65L152 64H154L155 62H158L160 59H162V61H164V63L163 64H166L167 62H165V60H163V58L165 59V58H169L170 59V57H168V56H166V54L164 55V53H166V52H175V51H177V50H179V48H177L176 47V42L178 41V40H183L182 42V44H183V46H181V47H184L183 48V52L184 51H186L185 53L186 54H188L189 53V55H191V54H197L198 53V51H197V53L196 52H194L195 51V48L197 49L198 47V44H197V42L199 41L198 40V38H197V40H196V38L194 37V35H193V32L195 31V32H197V31H199L200 32V30L201 31H204V33L203 34H201V35H204V37H206V33L207 32H209L207 35H209V34H211L212 33V30L210 29V27L212 28V27H214L215 25H219V24H215V23H217V21H218V23L220 22V24L222 23H224V24H227V26L229 25V23L231 22L232 23V25H229L228 26V28H229V30H232L233 29V32L235 33V31L236 30H238V28H243V26L242 25H244V26H246L247 25V27L246 28H243V30L245 29H249V23H250V27H253L254 26V24H252V23H254V20H255V23H256V20L259 18V13H261V12H259V10L257 11V12H255L254 13V11H256L257 10V8H254V11H253V13H250L249 14V12L251 11L252 12V10L251 9H253V7L252 8H249V9H242V8H229V11H227V9L225 8L224 10L221 8V10H223V11H218V12H220V13H218L219 14V20H216L215 18L213 19L212 17H214V16H216L215 14H216V10H218V8H219V10H220V7H218V8H216V10H215V7H217L216 5H218V3H219V1H217V0H158V1H154V0H120V2H116V1H118V0H102V1H100V0H87L86 2H85ZM115 1V2H114ZM4 2V1H3ZM67 2V1H66ZM74 2V3H73ZM77 2V3H76ZM110 2H113V3H115V4H112V3H110ZM218 2V3H217ZM5 3V4H6ZM79 3V4H78ZM82 3V4H81ZM87 3V4H86ZM107 3H110V4H108L107 5ZM215 3H217V4H215ZM4 4V7L5 8H7V6H8V8H9V5L8 4H6L5 5ZM47 4H49V3H46V5ZM58 4V5H59ZM74 4H75V6H76V8H74L75 6H74ZM78 4V5H77ZM83 4H85V6L83 5ZM104 4V5H103ZM106 4V5H105ZM44 5V4H43ZM71 5H72V7H71ZM80 5V6H79ZM215 5V6H214ZM16 6H18V5H16ZM68 6V7H67ZM218 6H220V5H218ZM69 7H70V9H71V11H70V9H69ZM12 8H11V11H12ZM40 8H42L41 6H40ZM72 8H74V10L72 9ZM39 9V8H38ZM43 9H41V10H43ZM234 9V10H233ZM238 9V10H237ZM6 10V9H5ZM4 10V11H5ZM10 10V9H9ZM61 10V12L60 13H62L61 15H57L56 14V12L58 13L59 11ZM64 10H66V11H68V12H66V11H64ZM241 10H243L242 12H241ZM248 10H250L248 13H247V11ZM8 11V10H7ZM53 11V12H52ZM235 11H239V12H241L240 14H242V13H245L246 15H244V14H242V17H241V15L239 14L238 15V13H237V15H236V12ZM9 12V15H10V11H8ZM43 12V11H42ZM221 12H226V15L224 14V13H221ZM229 12V13H228ZM235 13V14H233V13ZM5 13V12H4ZM40 13V11H38V14ZM55 13V14H54ZM60 13H58V14H60ZM232 13V14H231ZM5 14H7V13H5ZM213 14V15H212ZM217 14V15H218ZM221 14H224L225 15V17H224V15H223V19H221L220 18V16H222ZM228 14H231V15H228ZM263 14V13H262ZM48 15V16H47ZM49 15H51V16H49ZM233 15V16H232ZM255 15V16H254ZM1 16H2V14H1ZM4 16H7V15H4ZM11 16L12 15H10L9 17H10V19H11ZM53 16V18L54 19H51V17ZM229 16H231V18L229 17ZM235 16H238L239 17V19L237 18V17H235ZM246 16V17H245ZM258 16V17H257ZM8 17V18H9ZM49 19V21H46V22H48V23H46L45 22V19L47 20V18ZM61 17H62V19H61ZM211 17V18H210ZM249 17H251V19H249ZM255 17H257V18H255ZM2 18V17H1ZM1 18H0V20H1ZM41 18V19H42ZM59 18L61 19V21L59 20ZM209 18V19H208ZM217 18V17H216ZM235 18V19H234ZM241 18V19H240ZM10 19H8V20H10ZM40 19V20H41ZM211 19H213L212 21L213 22H211ZM224 19H225V21H224ZM231 19V20H230ZM243 19V20H242ZM5 20L8 22V20L6 19V17H5ZM216 20V22L214 23V21ZM221 20H223V22L221 21ZM230 21V22H227V21ZM237 20L239 21V22H237ZM249 20V21H248ZM3 21H4V19H3ZM4 22V26H5V23H7V22ZM11 22L13 21V20H10ZM60 21V22H59ZM232 21H236V23L235 22H232ZM241 21H243V22H241ZM245 21V22H244ZM251 21H252V23H251ZM246 22L248 23V24H246ZM1 23V22H0ZM9 23V22H8ZM7 23V24H8ZM49 23H51V24H49ZM212 23H214L215 25H213V26H211L212 25ZM230 23V24H231ZM240 23H241V25H240ZM2 24V23H1ZM0 24V26H2ZM22 24H25V23H22ZM27 24V23H26ZM221 24V25H222ZM224 24H223V26H224ZM236 24V25H235ZM246 24V25H245ZM21 25V24H20ZM210 25V26H209ZM23 26H25V25H23ZM27 26V25H26ZM26 26L24 27V28H26ZM220 26V25H219ZM222 26V28H224ZM227 26H225V28L224 29H222L223 31L224 30H227ZM231 26V27H230ZM234 26V27H233ZM21 27H22V25H21ZM216 27V26H215ZM214 27V28H215ZM1 28V27H0ZM3 28V27H2ZM213 29V28H212ZM217 29V30H216ZM216 29H214L216 32L218 31V32H220V28H216ZM219 29V30H218ZM234 29H236V30H234ZM239 29V30H240ZM197 30V31H196ZM81 31V32H80ZM210 31H211V33H210ZM215 31L213 32V33H215ZM248 31V30H247ZM50 32V34H48ZM232 31H230L229 33H226V35H228L229 34V36L233 33ZM240 32H241V30H240ZM84 33V34H83ZM222 32H220V34H221ZM225 33V32H224ZM239 32H237V34H238ZM80 34V35H79ZM90 34H92V35H90ZM94 34V35H93ZM128 34H130V35H128ZM196 35V34H195ZM199 35V34H198ZM201 35H199L200 37H201ZM223 35V34H222ZM226 35H224V37L223 38H225V40H223V41H226V39L229 37H226ZM46 36H48V37H46ZM182 36V38H179V37H181ZM183 36H185V37H183ZM218 37H219V34L217 35ZM216 36V41H218L219 40V38ZM221 36V35H220ZM102 39H100V38ZM196 37H198V36H196ZM212 39H211V38ZM210 37H208L209 39H211V40H213V41H215V39H214V35L212 36V34L210 35ZM47 38V39H46ZM99 39V41L98 40H94V39ZM221 38L222 37H220V40L218 41V42H216L215 41V43H214V45H210V50H213L212 48L213 47H215V44L216 43H218L216 46H218L219 44L222 46V47H224L226 50H231L230 48H232V47H235V49L237 48L236 46H237V44L239 45L240 43H241V41H238V43H236V46H235V44L233 43V45L234 46H232V44H230L229 42V44H226L225 46H227V47H225V46H223L225 43H223V45L221 44ZM222 38V39H223ZM36 39H38V40H40V41H36ZM49 39V40H48ZM178 39V40H177ZM202 39H204V38H202L201 37V39H200V42H202L201 40ZM208 39V40H209ZM6 40H8V39H6ZM29 40V41H28ZM84 40V41H83ZM100 40L101 41H104V43H105V48H109V49H104L105 50V52L106 53H108L107 55H110V53L112 54V56L110 55V56H107L106 58H105V61L107 60V61H109V63L107 62L106 63V66H103L104 68H108V69H104L102 66L101 67H99L100 66V64H102L103 65V63H105L103 60V63H102V61H100V59H103L102 57H105V53H103L104 52V50H102V48L104 47L103 45H104V43L103 44H101V42H100ZM137 41L139 44H140V48H133V49H130V50H126V46H128L129 44H132L133 43V41ZM204 40H207V37H206V39H204ZM210 40V41H211ZM229 40V39H228ZM227 40V41H228ZM33 41V42H32ZM47 41V42H46ZM80 41V43H78ZM98 41V42H97ZM4 42H5V40H4ZM15 42H16V40H15ZM62 42V43H61ZM76 44H75V43ZM231 42V41H230ZM5 43H7V42H5ZM4 43V44H5ZM73 43V44H72ZM181 43V42H180ZM180 43H178V44H180ZM204 43L205 44H207L206 43V41H204ZM204 43H203V45H199L200 47L201 46H203L204 47ZM210 43H212V42H210ZM209 43V44H210ZM227 43V42H226ZM36 44V45H35ZM82 44V45H81ZM99 44H100V48L101 49H99V50H101V51H98V48H99ZM200 44H202V43H200ZM1 45V44H0ZM2 45H3V43H2ZM2 45H1V47H2ZM31 45H34L35 46V48L34 49H32V50H30V48H31ZM58 45V46H57ZM70 45H73L72 47L70 46ZM76 45H79V46H76ZM81 45V46H80ZM229 45H231V47L229 46ZM241 45L243 46V44L241 43ZM241 45H239V47H241ZM5 46V45H4ZM3 46V47H4ZM61 46V47H60ZM66 46V47H65ZM71 47V48H68V47ZM208 46V45H207ZM207 46L206 47H204V49L206 48V49H208V51L206 52V51H203L204 49H202V47L201 48H199L201 51H200V53H201V55H203V52L205 53H207V55L206 56H208L209 55V47L207 48ZM1 47H0V49H1ZM76 47H77V50L78 51H80L81 49H85L86 51H83V50H81V51H83V52H89L91 55L93 54V56H90V54H87L86 53V57H85V55H83L82 53L83 52H78V51H74V49H76ZM195 47V48H194ZM212 47V48H211ZM220 48V49H223L222 50V52L220 53V54H224L225 52H223L224 51V48ZM238 47V49H241V48H239ZM4 48H6V46L4 47ZM68 48V49H67ZM142 48H144V49H142ZM14 49H16V50H14ZM29 49V50H28ZM55 49V50H54ZM66 49L68 50V52L66 51ZM69 49H71V50H69ZM73 49V50H72ZM193 49V53H190L189 51H191ZM205 49V50H206ZM219 48L218 49H216V50H219V51H221ZM233 49V48H232ZM235 49H233V50H235ZM6 50V49H5ZM42 50V52H44V53H40V51ZM52 50V51H51ZM237 50V49H236ZM7 51V50H6ZM30 51H31V53L33 52V55H34V57H32L33 55H31V53H30ZM37 51V53H38V56L40 55V57H37V55H36V52ZM39 51V52H38ZM70 51V52H69ZM71 51H73V52H75L74 54L71 52ZM162 51H165V52H162ZM65 52H67V53H72L73 55L71 56L70 54H69V56H67V54L65 53ZM101 53V54H103V56H101L100 58H99V54L98 53ZM151 52V53H150ZM152 52H154V53H152ZM156 52V53H155ZM212 52H215V50H213ZM211 52V53H212ZM218 51H216L215 53H216V55H218V53H217ZM230 52H232V51H230ZM1 53V52H0ZM7 54H9V52H6ZM78 55H83L84 56V58L83 59H81L82 58V56H78ZM80 53V54H79ZM84 53V54H85ZM95 53H97V61L95 60L96 59V54ZM199 53V54H200ZM205 53V54H206ZM14 54V55H13ZM95 54V55H94ZM105 54V55H104ZM134 54V55H133ZM156 54H158V56L156 55ZM161 54H163V55H161ZM194 54L193 55H191V56H194ZM214 54V53H213ZM220 54H219V56H220ZM65 55V56H64ZM153 55H154V57H153ZM155 55H156V57H155ZM189 55H187L188 57H189ZM198 55V54H197ZM212 55V54H211ZM15 56V58L13 59V57ZM17 56H20V57H17ZM31 56V57H30ZM41 56H42V58H41ZM45 56H46V58H48V59H46L45 58ZM63 56V57H62ZM73 56H75L74 58H75V61H72V59H73ZM87 56L91 59V57H93V60H94V62H96V64L95 63H92V64H90L89 63V65H95V66H98L99 68V70H100V72L101 73H103L104 71V73L106 74L107 72L106 71H108L109 72V75H105L104 73L103 74H101L100 73V75L98 74L97 76H100L101 78L103 77V76H101V75H105L104 77H106L105 79L106 80H110V79H112L111 81H107V83L108 84H110L111 83V85L112 86H110L109 85V87H108V85H106V84H104L103 82L105 81V80H103V82L101 81V79H100V77H97V79H100L99 80V83H98V81L96 82V80H95V82L96 83H94V84H92L91 86H90V84H89V82H87L86 80H85V77L86 76H88V75H90V74H88V75H86L88 72H90V69L92 68L91 66L89 67H87V64L85 65L84 64V62L82 63V68L83 69H85L86 67L87 68H89L88 70L89 71H86L84 74H83V76H85V77H83V76H81L82 74L81 73H83V72H81L80 74L78 73V72H76V73H78L79 75H80V77H83L82 79L80 78V80L82 81L81 82V84L83 83V82H85L86 81V83L88 84H86V83H83L82 84V88L85 90V92H86V94L85 93H83L82 95H85V96H80L81 95V93H79L80 95V97L82 98H84V99H81L79 96H78V94H77V96H78V98L76 99V96H75V99H76V102H75V100H73L74 102H70V101H72V97H73V99H74V96H73V94H75V93H72L73 92V90H74V88H75V86H76V81H77V78L75 79L76 81H74L73 80V77H74V75H72V73L73 72H75L73 69V72H71L70 74H68L67 75V73H66V75H65V72L67 71L68 72V70L65 68V67H67V68H70V66H71V68H72V66H73V63H74V65L75 66H73V67H75L76 68V64L78 63V67L77 68H79V66H81V61L82 60H84L85 61V63H88V61L90 60L89 58H87ZM183 56H185L186 58H187V56L185 55V54H183ZM215 56V55H214ZM218 56V57H219ZM224 56V55H223ZM6 57V56H5ZM43 57H44V59H43ZM56 57H57V59H56ZM69 57V58H68ZM76 57H78V58H76ZM80 57V58H79ZM114 57H116V56H114ZM118 57V56H117ZM124 57H121V59L120 58H117V60L118 59H120V60H118V61H116V58H114V60H115V63H118L119 62V64H120V66H121V63H120V61L122 60V59H124ZM127 57L125 58V60H130L129 58L127 59ZM173 57H175V56H173ZM199 57H202V56H198V59L197 60H199V63H200V59H199ZM209 57V56H208ZM215 57H217V56H215ZM34 59L35 60V62H34V64L31 62V59ZM41 58V59H40ZM49 58H51L50 60H49ZM61 58H64L63 59V62H64V60L65 61H68V62H71V63H67V62H65V63H67L68 65H66L65 63L64 64H62L64 67V70L61 72L62 74H61V76H65L64 78L66 79L69 75V77L68 78H72L71 80H73V82H71V84H70V80H69V83H66V82H68V80H65L64 82L66 83V85L68 84H70V86H69V88H71V90L68 88V89H66L67 87H68V85L67 86H65L63 83H62V85L60 84L61 83V81H63V80H61V79H64L63 77H61V78H59L58 79V77L60 76V74H59V67H61V62H62V59ZM68 60H67V59ZM70 58H72L71 59V61H69L70 60ZM95 58V59H94ZM99 58V59H98ZM109 58V59H108ZM110 58H111V60H110ZM135 58V60L134 61H132V59H134ZM185 58V59H186ZM202 58H204V57H202ZM210 58V57H209ZM214 58V57H213ZM212 58V59H213ZM220 58L222 59V56H220ZM13 59V60H12ZM77 59V60H76ZM79 59H81V61L79 60ZM143 59V60H142ZM152 59V60H151ZM181 59V58H180ZM180 59H178L177 60V62H173V63H184L186 60H184V57H182V59L180 60ZM207 59V58H206ZM205 59V60H206ZM211 58L209 59L210 61L212 60ZM215 59H217V58H215ZM15 60V62H14V64L16 65V67L15 66H13L12 65V61H14ZM16 60H17V63H16ZM33 60V61H34ZM37 60V61H36ZM74 60V59H73ZM79 60V61H78ZM145 60V61H144ZM150 60V61H149ZM158 60V61H157ZM205 60H204V63H205ZM208 60V59H207ZM206 60V61H207ZM219 60V59H218ZM42 61V62H41ZM78 61V62H77ZM90 61H92V59L90 60ZM101 63H100V62ZM139 61H137V62H139ZM214 61V60H213ZM222 61H223V59H222ZM220 62L219 61V63H224V62ZM6 62V64L5 65H3L4 63ZM10 62V63H9ZM41 62V63H40ZM47 62H48V64H47ZM97 62L99 63V65L97 64ZM114 62V61H113ZM122 62V64H124V60H122L121 61ZM208 62V61H207ZM8 63V64H7ZM31 63H32V65H31ZM37 63V64H36ZM39 63V64H38ZM42 63L44 64V65H42ZM79 63H80V65H79ZM140 63V64H141ZM170 63H172V62H169V64ZM202 64V65H205V64ZM210 63V62H209ZM208 63V64H209ZM214 63H215V61H214ZM213 63V64H214ZM219 63H218V65H219ZM10 64L13 66L12 68H11V66H10ZM69 64H70V66H69ZM72 64V65H71ZM83 64H84V67H83ZM129 64V65H130ZM140 64H136V63H134V67L131 69V71L130 72H134V70L135 69H139V67L137 68L136 67V65L137 66H139ZM146 64V63H145ZM168 64V63H167ZM207 64V63H206ZM38 66V67H36V66ZM40 65V66H39ZM116 65V64H115ZM133 65V64H132ZM132 65L130 66V67H132ZM148 65V64H147ZM150 65V64H149ZM148 65V66H149ZM215 65H217V64H215ZM55 66V67H54ZM86 66V67H85ZM110 66H112V65H110ZM165 66V65H164ZM173 66V65H172ZM171 66V67H172ZM175 66H176V64H175ZM177 66H178V64H177ZM180 66V65H179ZM183 66H186V63L183 65ZM207 66V65H206ZM210 66V65H209ZM224 66V65H223ZM223 66L222 67H220V66H218V68L220 67L221 69L223 68ZM8 67V70L6 69ZM32 67V68H31ZM58 67V68H57ZM129 67V68H130ZM142 67V66H141ZM140 67V68H141ZM147 67V66H146ZM182 67V66H181ZM193 67V66H192ZM191 67V68H192ZM195 67V66H194ZM208 67V66H207ZM216 67V66H215ZM214 67V68H215ZM226 67V66H225ZM224 67V68H225ZM31 68V69H30ZM38 68V69H37ZM70 68V69H71ZM82 68H80L81 70H82ZM97 68V67H96ZM95 67L94 68H92L91 69V71H93V69H94V71H95V69H96ZM100 68H102V70L100 69ZM112 68V70H113V72H114V74H116V76H114V74L112 75V74H110V73H113V72H111V69ZM114 68V69H113ZM116 68V69H115ZM143 68H144V65H143ZM149 68V67H148ZM162 68H163V66H162ZM161 68V70H165V68L164 69H162ZM173 68V67H172ZM196 68V67H195ZM194 68V69H195ZM198 68H199V66H198ZM198 68H196V69H198ZM212 68V67H211ZM218 68H217V70H218ZM223 68V69H224ZM228 68V67H227ZM227 68L226 69H224V71L226 72V70H227ZM33 69V70H32ZM47 69V70H46ZM60 69H62V68H60ZM80 69H79V71H80ZM153 69V68H152ZM167 69V71L169 72V73H171V71H172V69H171V71L170 70H168V68H166ZM183 69H185V67L183 68ZM182 69V70H183ZM193 69V68H192ZM200 69V68H199ZM204 69V68H203ZM202 69V70H203ZM206 69H208V68H206ZM216 69V68H215ZM214 69V70H215ZM0 70V72H3V71H1ZM31 72H29V71ZM86 70V69H85ZM117 72H116V71ZM120 70H121V72H120ZM125 70H127V71H125ZM130 70V69H129ZM160 70V71H161ZM174 70V69H173ZM178 70V69H177ZM217 70L215 71V73H214V71L212 72V71H210L209 69H208V73H212L213 74V76H211L210 74V76L211 77H218V79L217 80H219V81H217L216 80V82L218 83V82H220V73L219 72H222L223 70H220L219 72H217ZM37 71V72H36ZM78 71V70H77ZM82 71H84V70H82ZM125 71V72H124ZM137 71V70H136ZM135 71V72H136ZM185 71V70H184ZM195 70H193V72H194ZM197 71V70H196ZM47 72V73H46ZM70 72V71H69ZM96 73H98L99 71L98 70H96L95 71ZM131 73V74H133L134 75V73ZM159 72V71H158ZM164 71H162V73H163ZM165 72H166V70H165ZM164 72V73H165ZM167 72V73H168ZM175 72H177V71H175ZM174 72V73H175ZM180 72H183V71H181L180 70ZM186 72V71H185ZM185 72H183V73H185ZM203 72H204V70H203ZM203 72H202V74H203ZM205 72H206V70H205ZM224 72V73H225ZM75 73V74H76ZM94 73V72H93ZM119 73H118V77L120 78V76H119ZM127 73V74H126ZM152 73V72H151ZM150 73V74H151ZM154 73V72H153ZM169 73H168V75H169ZM183 73H181V75L183 74ZM199 73V72H198ZM1 75H2V73H0ZM4 74V73H3ZM13 74V75H12ZM78 74H77V76H78ZM108 74V73H107ZM147 74H149V73H147ZM155 74H157V72L155 73ZM193 74H195V73H193ZM197 74V73H196ZM199 74H201V72L199 73ZM201 74V75H202ZM217 74V75H216ZM223 74V73H222ZM222 74H221V76H222ZM1 75H0V77H1ZM5 75H6V73H5ZM12 75V76H11ZM32 75V76H31ZM42 75V76H41ZM114 76L113 78H112V76ZM168 75H164V77H166V76H168ZM184 75V74H183ZM205 74H203V77H207V76H209L208 74L207 75H205ZM216 75V76H215ZM224 75V74H223ZM11 76V77H10ZM21 76V77H20ZM32 78H31V77ZM35 76V77H34ZM47 76H49V77H47ZM76 76V75H75ZM150 76V75H149ZM149 76H147L146 78H145V81L146 80H148V79H154L153 77H154V75H151V77L149 78ZM174 76V75H173ZM177 76H178V74H177ZM180 76V75H179ZM185 76V75H184ZM183 76V77H184ZM187 76H189L190 78H192V76H190V74L189 75H187ZM209 76V77H210ZM23 77V78H22ZM26 77H28V78H26ZM46 77H47V79H46ZM89 77V76H88ZM109 77V78H108ZM131 77H133V76H130V78ZM188 77V78H189ZM198 77V76H197ZM200 77H202V76H200ZM199 77V78H200ZM203 77L201 78V79H203ZM206 78V79H209V83H210V78ZM1 78H4V75H3V77H1ZM0 78V79H1ZM18 78H22V79H27L26 80V83L27 82H29V80H33L34 79V81L35 82H33V84L31 85V88L30 89H20L19 90V92L21 93V98H19V97H17V96H19V92H18V90H15L16 89V87L18 86ZM30 78V79H29ZM40 78V79H39ZM75 78V77H74ZM108 78V79H107ZM129 77L127 76V79H128ZM175 78H178V77H176V75H175ZM188 78L186 77L185 79H187L188 80ZM193 78H195L196 79V77H194L193 76ZM198 78V79H199ZM39 79V80H38ZM49 79H51V80H49ZM120 79H123L122 77L120 78ZM119 79V80H120ZM183 79V78H182ZM195 79H192L193 81L195 80ZM58 80H61L60 82L58 81ZM80 80H79V78H78V81L80 82ZM85 80V81H84ZM128 80H130V79H128ZM181 82H182V86H183V80H181V79H179ZM192 80H190V81H192ZM213 79H211V81H212ZM37 81V82H36ZM77 81V82H78ZM116 81V80H115ZM144 81V80H143ZM142 81V82H143ZM153 81V80H152ZM165 81V80H164ZM197 81V80H196ZM222 81V80H221ZM50 82V83H49ZM59 82V83H58ZM102 83V87H101V83ZM106 82V81H105ZM180 82V83H181ZM189 82V81H188ZM200 82H201V80H200ZM206 82V81H205ZM208 82V81H207ZM214 82H215V80H214ZM214 82L212 83L213 85H214ZM215 82V83H216ZM40 83V84H39ZM75 84V86L74 85H72V84ZM118 83V82H117ZM140 84H141V82H139ZM139 83H137L138 85H139ZM194 83H195V81H194ZM203 84V86H199V88L200 87H202V89H203V87H204V81L202 82ZM217 83H216V85H215V87H216V89L218 90L219 89V93H220V91H222L223 92V90L221 89L222 88V85L220 86V84H219V86L221 87H219V88H217L218 86H217ZM220 83H222V82H220ZM36 84V85H35ZM85 84H86V86H85ZM106 86H104V85ZM193 85V87H192V85ZM201 84V83H200ZM72 85V86H71ZM84 85V86H83ZM99 85V86H98ZM142 85V84H141ZM166 85H165V91L167 90L166 89ZM205 85H206V83H205ZM36 88H35V87ZM73 86H74V88H73ZM88 86V88H86ZM90 86V87H89ZM113 86H115V88L116 89H113ZM181 86V87H182ZM207 87H208V84L206 85ZM205 86V87H206ZM212 86V85H211ZM11 87V88H10ZM34 87V88H33ZM64 87H66V88H64ZM118 87V88H117ZM126 87V88H125ZM133 86H132V88H134ZM141 87V86H140ZM176 87H178V88H176ZM204 87V88H205ZM215 87L213 88V89H215ZM6 88V87H5ZM64 88V89H63ZM120 88V89H119ZM182 88V89H183ZM7 89V88H6ZM82 89V90H83ZM155 90V92H150V91H153V90ZM202 89H201V93H202ZM205 89H207V88H205ZM209 89V88H208ZM89 90V91H88ZM113 90H115V92H116V90H117V92L118 91H120V90H123L122 92L120 91V92H118L121 96L120 97H124V99H123V101H121V102H118L120 99L118 98V97H115V94L113 93ZM150 90V91H149ZM173 90V91H172ZM180 90V89H179ZM17 93H16V92ZM31 91V92H30ZM157 91V92H156ZM188 91L191 93H188ZM210 91V90H209ZM211 91H212V88H211ZM75 92V91H74ZM77 93L78 92H81V91H76ZM148 92H150V93H148ZM197 92H198V90H197ZM207 92V91H206ZM205 92V93H206ZM15 93H16V95H15ZM26 93V94H25ZM88 93V94H87ZM117 93V94H118ZM142 93H144V94H142ZM182 93V92H181ZM200 93V92H199ZM212 93V92H211ZM211 93H207V95L208 94H211ZM219 93H216L217 94V96H218V94ZM66 94V95H65ZM116 94V95H117ZM223 94V93H222ZM22 95H23V97H22ZM29 95V96H28ZM148 95H147V97H148ZM170 95H172V96H170ZM198 95V96H197ZM199 95L200 94H198V93H196V99H195V95H193L192 97H194L193 99L195 100V102H199V100H201L200 102H203L204 101V99L202 98L204 95H203V93H202V95H201V99H199ZM215 95V94H214ZM214 95H211V98L213 97H215ZM28 96V97H27ZM63 96H65V97H63ZM130 96V97H129ZM137 96V97H136ZM190 96H188L187 95V97H190ZM206 96V95H205ZM217 96L215 97V99L217 98ZM220 96V95H219ZM219 96H218V98H219ZM183 97V96H182ZM187 97H184V99L185 98H187ZM222 97V96H221ZM19 98V99H18ZM22 98H24V99H22ZM71 98V99H70ZM87 98V99H86ZM119 100H118V99ZM138 98H140L142 101L139 103V100L137 101V99ZM154 98H155V100H154ZM197 98L199 99V100H197ZM210 98V97H209ZM211 99V100H214V99ZM78 99H81V101H79V103H77L78 101ZM132 99V100H131ZM145 99H146V97H145ZM148 99V98H147ZM173 99V101H175ZM182 99V98H181ZM184 99H182V102H183V100ZM22 100V101H21ZM68 100V101H67ZM82 100H83V102H82ZM169 100V99H168ZM185 100H189L188 98L187 99H185ZM190 100L193 102L192 103V105L194 104V101L191 99V97H190ZM63 101V102H62ZM126 101V102H125ZM62 103V105H61V103ZM71 103V104H69V103ZM117 102V103H116ZM132 102V103H131ZM142 102L144 103V104H142ZM153 102V103H154ZM159 102V103H158ZM158 102H156V103H158L157 104V106H159L160 105V103H163V102H160V101H158ZM182 102H181V104H182ZM199 102V103H200ZM212 102V101H211ZM117 104V105H113V104ZM171 103H173V105L171 104ZM187 103V102H186ZM204 103V102H203ZM206 103L207 102H205L204 104L206 105ZM68 104V105H67ZM184 105H185V103H183ZM45 105V106H44ZM152 105V106H151ZM156 105V104H155ZM188 105H191V103H189V101H188ZM199 105H202L201 103L199 104ZM145 107V108H143V109H145L144 111L142 110V107ZM177 106H179V107H177ZM181 106V107H180ZM186 106V105H185ZM197 107H198V103H197V105H196ZM102 107V108H101ZM188 107V106H187ZM191 107V106H190ZM194 107V106H193ZM113 109V108H115L114 110H110V109ZM131 108H133L132 110L134 111H136L137 109H135V107L133 106V107H131ZM131 108L129 109L128 108V110L127 111H129V110H131ZM152 108V109H153ZM184 108H186V107H183V109ZM189 108V107H188ZM198 108H200V107H198ZM206 108H207V111H206ZM22 109V110H21ZM44 109V110H43ZM93 109V111H94V109H101V111L99 110V111H97L98 112V114H96L95 115V113L93 112V115H95V116H91L90 117V115H89V118H86V115H88V111L90 110H92ZM106 109H108L107 111H106ZM180 109V110H179ZM48 110V111H47ZM110 110V111H109ZM138 110L136 111L137 113H138ZM209 110V111H208ZM17 111V112H16ZM37 111V112H36ZM39 111V112H38ZM85 111H87L86 113V115H84L83 116V113L85 112ZM89 111V113H91ZM118 111V113L119 114H121L122 115V113H120ZM132 111V112H133ZM143 111V112H142ZM189 111H190V109H189ZM191 111H192V109H191ZM217 111H219L218 109H217ZM26 112V113H25ZM34 112V113H33ZM107 112V113H108ZM194 112H195V108H194ZM193 112V113H194ZM200 112H202L201 114H200ZM207 112H209V114L207 113ZM214 112H215V114H216V119H210L209 118V115L210 116H212L213 114H214ZM13 113V114H12ZM17 113H21V115L24 117V115L26 114V118H29V120H27V119H24L23 117V121L24 122H29L28 123V125H30V127L29 126H27V129L24 131L26 134L24 135V137L21 135V137L18 139L17 137V140L18 141H16V139H14V137H12L13 136V134L12 133H8L9 134V136H10V138L12 137V139H10L9 138V136H8V134L6 133V132H4L6 129H8V127H11V126H13V125H15L14 123L15 122H11L12 121V119L10 120V118L9 117H11L12 118V116H15ZM23 113H24V115H23ZM79 113V114H78ZM104 113V114H105ZM110 113H108V115L110 116L111 114ZM114 113V112H113ZM117 113V115H119ZM129 113H131L130 111H129ZM182 113H183V115L185 116V117H188V119H189V121H190V118L191 119H196L197 118V120H196V122H194L193 120L192 121H188V119L187 118H185L184 119V117H183V115H182ZM191 113V112H190ZM196 113V112H195ZM29 114L31 115V116H34L35 115V117L32 119V117L30 118V116H29ZM34 114V115H33ZM80 114H82V115H80ZM85 114V113H84ZM127 114V113H126ZM134 115H135V113H133ZM142 114H141V116H142ZM196 114V116H198ZM207 114H208V116H207ZM10 115V116H9ZM27 115H28V117H27ZM82 116V118L80 117V116ZM108 115H106V117L108 116ZM117 115H115V114H113V116H115V119L113 118V119H111L112 118V116H110V118H108V119H106V120H110V121H106V126L107 125H109V124H111V123H113L114 124V122L116 121V119H117ZM129 116H131V114H128ZM137 116H138V114H136ZM146 115H147V113H146ZM219 115H221V116H219ZM18 116H20V114L18 115ZM126 116V115H125ZM129 116H126L128 119H130V120H132L133 118H135L136 119V117H134V116H131L130 118H129ZM139 116H140V114H139ZM154 116V117H155ZM195 116V115H194ZM200 116V117H201ZM214 116V115H213ZM21 117V116H20ZM44 117V118H43ZM80 117V118H79ZM84 117V118H83ZM88 117V116H87ZM96 119H95V118ZM105 116H101V118H104ZM105 117V118H106ZM123 117H124V114H123V116H122V118H119L118 117V120L120 119V121H122L123 122ZM143 117V116H142ZM152 117V116H151ZM181 117H183V118H181ZM208 117V118H207ZM217 117H220V118H218L217 119ZM22 118L20 119H18V120H16V122H22ZM100 117H98V119H99ZM100 118V119H101ZM125 118V117H124ZM132 118V119H131ZM149 118V117H148ZM93 119H95V120H93ZM126 119V118H125ZM149 119H151V118H149ZM151 119V120H152ZM183 119V122H185L186 121V119H187V123L185 122V124L182 122V121H178V120H182ZM207 119H210V120H208L207 121ZM6 120L8 121V122H6ZM26 120V121H25ZM103 120H105V119H103ZM103 120L102 121H99V122H102V125H103ZM112 120L114 121V122H112ZM118 120L116 121V123L117 124H119L118 123ZM134 120V119H133ZM132 120V121H133ZM176 120L178 121L177 123H175L176 122ZM185 120V121H184ZM200 120V121H199ZM212 120H213V122H212ZM32 121V122H31ZM93 121H95V122H93ZM129 120H125V123L126 122H128ZM217 121H219V122H217ZM6 122V123H5ZM11 124H10V123ZM31 122V123H30ZM107 122H109V123H107ZM122 122H120V124L119 125H121V126H125V125H127V124H129V123H127V124H125L124 122H123V124H122ZM129 122H131V121H129ZM12 123H13V125H12ZM97 123V122H96ZM105 123V122H104ZM167 123V124H166ZM172 123H174V126H177V125H179V124H182V125H180L181 126V128H180V126H177L178 127V131H177V127H173V125H171ZM213 123H215V125L214 126H212L213 125ZM220 123V124H219ZM17 124V123H16ZM101 124V123H100ZM100 124H98L97 123V125H100ZM113 124H112V126H113ZM140 124V123H139ZM141 124V125H142ZM146 124V123H145ZM177 124V125H176ZM187 124L189 125V126H187ZM198 124H196V125H198ZM34 125H35V128H34ZM101 125V126H102ZM119 125H115L114 124V127H119ZM138 125V124H137ZM164 125V127L166 128V126ZM191 125V126H192ZM196 125H193V126H196ZM209 125V124H208ZM207 125V127L208 128H206V132H207V129H208V131H210V130H212L211 128H209V126ZM101 126H98V127H101ZM104 126V125H103ZM105 126V127H106ZM110 126V125H109ZM123 126V127H124ZM140 126V125H139ZM148 126V125H147ZM172 126V127H171ZM182 126H183V128H182ZM192 126V127H193ZM199 126H196V127H193V129H198L199 128ZM205 126V125H204ZM93 127V129H94V126H92ZM91 127V128H92ZM97 127V126H96ZM191 127V128H192ZM198 127V128H197ZM221 126H219V128H220ZM4 128V129H3ZM138 128V127H137ZM180 128V129H179ZM204 128V127H203ZM218 128V127H217ZM217 128H214V130L215 129H217ZM77 129H78V131H77ZM99 129H102V127L101 128H98V130ZM174 129H176V130H174ZM201 129H202V127H201ZM4 130V131H3ZM28 130V132H26ZM95 130H97L96 128H95ZM186 131L188 134H184V135H186V136H182L183 135V133H182V131ZM199 130V129H198ZM197 130V131H198ZM2 131V132H1ZM65 131V132H64ZM80 131V133L82 132V134H83V132H85V135L87 136H85L84 134V136H80V137H78V138H76L77 136L76 135H80L79 133L77 134V132H79ZM157 132V133H159L160 132V134H155V133H151V132ZM173 131V132H172ZM191 131H193V130H191ZM201 131V130H200ZM203 131L204 130H202L201 131V134H203ZM213 131V130H212ZM220 130H218V132H219ZM63 132V133H62ZM132 132V131H131ZM133 132V133H134ZM138 132V133H139ZM162 132H165V135H162V134H164V133H162ZM6 133V134H5ZM30 133V134H29ZM60 133H61V135H60ZM89 133H92V131L91 132H89ZM132 133V134H133ZM152 134V136H151V134ZM205 133V132H204ZM209 133V132H208ZM211 133V132H210ZM216 133H217V131H216ZM215 133V134H216ZM5 136H4V135ZM24 134V133H23ZM65 134V135H64ZM153 134H155V135H153ZM170 134V135H171ZM194 134H195V131H194ZM193 133H191V135L192 136H195ZM199 134V133H198ZM207 134V133H206ZM3 135V136H2ZM6 135L8 136V137H6ZM12 135V136H11ZM59 135V136H58ZM88 135H91V136H88ZM124 135V134H123ZM122 135V136H123ZM160 135H162V139H161V141L159 140L160 139ZM189 135V136H188ZM205 135V134H204ZM203 135V136H204ZM211 136L210 134H207V136ZM53 136V137H52ZM56 138H55V137ZM125 136V135H124ZM188 136V137H187ZM191 136V137H192ZM202 136V137H203ZM206 136V135H205ZM204 136V137H205ZM60 139H59V138ZM166 137V136H165ZM176 137V136H175ZM184 137H186V138H184ZM190 137V138H191ZM203 137V138H204ZM9 138V139H8ZM52 138V139H51ZM59 140H58V139ZM81 138H82V142H83V140H85V142H84V145H83V143L82 142H79V139L81 140ZM85 138V139H84ZM158 138V139H157ZM164 138V139H163ZM193 138V137H192ZM203 138H201V136H200V138H199V136H198V138H196L195 139V137H194V140H192V143L193 144H195L194 142H196L195 140H200L201 139V143H202V145H203V143H205V145H207L206 144V141L208 140V138H204V140H206L205 142H202L203 140ZM3 139V140H2ZM46 139V140H45ZM49 141H48V140ZM110 139V138H109ZM123 139H124V141H127V142H123ZM158 140L157 142L155 141V140ZM55 140H56V142H55ZM70 140V141H69ZM92 140V139H91ZM154 140V141H153ZM163 140V141H162ZM174 140V139H173ZM172 140V141H173ZM198 140V142H200ZM45 141L47 142L48 141V143H46L45 144ZM54 141V142H53ZM60 141L62 142V141H64V145H63V143H61L62 145H60L59 143H60ZM65 141H67V145L65 144ZM78 142V144L79 145H77V142ZM111 141H113L112 143H111ZM120 141H118V145L117 146H119V144H120V146H121V143H119ZM132 141V142H131ZM169 141V142H168ZM175 141V143H176V140H174ZM173 141V142H174ZM184 141V140H183ZM187 141H190L191 142V139H189V140H187ZM194 141V142H193ZM18 142H20V143H18ZM72 142H74V143H72ZM75 142H76V144H75ZM129 142H131V143H129ZM153 142V143H152ZM190 142H187V143H190ZM6 143V144H5ZM82 145H81V144ZM90 143V144H89ZM157 143H159V144H157ZM192 143H190V145H192L193 146V144ZM17 144V145H16ZM58 144V145H57ZM133 144L131 145V146H133ZM186 144V143H185ZM184 144V145H185ZM196 144H197V142H196ZM6 145V146H5ZM19 145V146H18ZM21 145V146H20ZM45 145V146H44ZM65 145H66V147H65ZM112 145V146H111ZM157 145H161V147H164V148H162V152H161V150L159 151L160 153H158L157 152V154H158V159L156 160V159H154V161L156 160L157 162H160V163H156V161L154 162L153 161V159L152 160H150V159H148L147 157L148 156H150L151 155V153L152 152H150V155H148L147 157H145V159H147V161L148 162H150V161H152L153 163L151 164V165H153V167H154V169L152 168V166L150 165V163L149 164H146V166H148V170H146V168H142V167H145V166H143V154H145V152H147L148 150L150 151H154L155 152V150H152V149H154V146H156L157 147ZM181 144H179V146H180ZM183 145V146H184ZM204 145V146H205ZM3 146H5V148L3 147ZM23 146V147H22ZM48 146V147H47ZM58 146H60L59 148H58V150H56L55 148H57ZM78 146V147H77ZM84 146H88L89 148V153H88V151L86 152V155H85V150L87 149V147L85 148ZM114 146V147H113ZM130 146V147H131ZM169 146V145H168ZM167 146V147H168ZM182 146V147H183ZM189 146V145H188ZM188 146H187V148H188ZM195 146V145H194ZM204 146H202V147H204ZM18 147V148H17ZM19 147H21V149L19 148ZM43 147H46V148H43ZM53 147H55V148H53ZM63 147V148H62ZM68 147H70V148H68ZM82 147V148H81ZM85 148V150H83L82 151V149H84ZM207 147V146H206ZM48 148V153H47V151L46 150H44V149H47ZM65 148V149H64ZM91 148V149H90ZM104 148V149H103ZM128 148V149H127ZM137 148V149H136ZM157 148H159L160 149V147L158 146ZM156 148V149H157ZM172 148H173V146H172ZM191 148H193V147H191ZM197 148H199V147H196V150H197ZM201 148V147H200ZM3 149H5V151L3 150ZM51 149H54V150H56V152L55 153H58V154H56V157L54 156V157H51V153L54 155V153L52 152V151H50ZM62 149V150H61ZM115 149V150H114ZM130 149V150H129ZM170 149V148H169ZM168 148H167V150H169ZM183 149V148H182ZM181 149V150H182ZM185 149V148H184ZM189 149H190V146H189ZM193 149H195V148H193ZM17 150V151H16ZM42 150H44L45 152H46V156L47 155H49L50 157H51V162L48 164V162L45 164V159H46V156L45 155H42V154H44L45 152H43V153H40ZM53 150V151H54ZM94 150V151H93ZM104 150V153H106V154H108L109 152H111L108 156H109V158H107L108 156L107 155H104V157H105V159L107 158V160H106V162L107 163H105V159L102 157V155H103V151ZM106 150H107V152H106ZM118 150H119V148H118ZM131 151V152H129V151ZM172 150V149H171ZM196 150H195V152L194 153H196ZM201 150V149H200ZM204 150V148L201 150V151H203ZM62 151V152H61ZM91 151H93L92 153H91ZM98 151V150H97ZM109 151V152H108ZM114 151V152H113ZM127 151V152H126ZM132 151H133V153H132ZM149 151H148V153H149ZM166 151V150H165ZM175 151V152H176ZM188 151V150H187ZM190 151H192V150H190ZM194 151V150H193ZM192 151V152H193ZM3 152H5V154H3ZM51 152V153H50ZM65 152V153H64ZM101 152H102V155H101ZM172 152H174V149H173V151ZM183 152L185 153V157H190L189 156V154L191 155V153L188 151V152H186V150L184 151L183 150ZM200 152V151H199ZM71 153H73V154H71ZM91 153V154H90ZM118 155H116V154ZM147 153V154H148ZM189 153V154H188ZM194 153H192V155L191 156H193V154ZM87 154H90V155H88V156H90L89 158H87L88 156H87ZM113 154L115 155V156H117L118 158H113L112 157V161H111V155L113 156ZM128 154H130V155H128ZM154 153H152V155H153ZM157 154H156V157H157ZM38 155H42L45 159H44V161H43V158H41L42 160H40V157L38 156ZM59 155V156H58ZM64 155V156H63ZM79 155V156H78ZM146 155V154H145ZM144 155V156H145ZM188 155V156H187ZM11 156V157H10ZM17 156V157H16ZM71 156V157H70ZM83 156H86L85 158L86 159H82V158H84ZM98 156L100 157V160H99V162L101 161V162H103V163H99L97 160H96V162H95V159L96 158H98ZM120 156H121V158H120ZM140 156H142L141 158H140ZM16 157V158H15ZM50 157H48V158H50ZM59 159H58V158ZM101 157L103 158V160L104 161H102V159H101ZM155 157V154L152 156V158H154ZM155 157V158H156ZM54 158L55 159H57V160H54ZM93 158H95V159H93ZM163 159V161H162V159ZM68 159V160H67ZM80 160V159H82L83 160V162H82V160H80V161H76L75 162V160ZM88 159V160H87ZM89 159H91V160H89ZM114 159V160H113ZM116 159V160H115ZM124 159V160H123ZM174 159V160H173ZM84 160H85V162H84ZM142 160V161H141ZM7 163H6V162ZM9 161V162H8ZM73 161V162H72ZM86 161H87V164H86ZM145 161V160H144ZM173 161V162H172ZM40 162H42V163H40ZM68 162V163H67ZM82 162V163H81ZM142 162V163H141ZM147 162V163H148ZM8 163H11L10 164V167L11 166H16V165H18V166H20V167H18V166H16L17 167V169H18V172L19 173H21L20 175H18V176H15V179H18V177H19V181H17L15 184L16 185H14V183H13V180L14 179H9L8 178V172H9V170H8V172H5V170H4V168L3 167H5L4 165H6L7 166V164ZM16 163V164H15ZM144 163H146V162H144ZM165 165H164V164ZM85 164V165H84ZM103 164V165H102ZM104 164H106L105 166H104ZM169 164V165H170ZM9 165V164H8ZM62 165V166H61ZM129 165H130V169H128L129 168ZM103 167V169H104V171H103V169H101ZM107 167V168H106ZM138 167V168H137ZM141 167V168H140ZM166 167H163L164 169L163 170H167V168ZM119 168V169H118ZM136 168V169H135ZM140 168V169H139ZM7 167H6V171H7ZM105 169L108 171V172H110L111 170H112V173H110L111 175L113 174L114 175V173L116 172V175H114V177H118L119 176V178H121L120 180H119V178H114L113 176H111L112 178H110V175L108 176L107 174H106V176H103V173L105 174L106 172H105ZM144 169L145 170V172H144V174L141 172L142 170ZM101 170H102V175L100 174L101 173ZM121 170H123L124 172H125V175H124V172H122V174H120L119 172L121 171ZM127 170H129V174H128V171ZM132 170V171H131ZM134 170V171H133ZM137 170H138V172H137ZM140 170V171H139ZM157 170V172L158 173H153V175L152 174H150L151 175V177L153 178V179H155V181H156V178H154L153 176H155V175H158V174H163V172H161V171H163L162 170V168H161V171L159 170L158 171ZM100 171V172H99ZM114 172V173H113ZM135 172V173H134ZM6 173V174H5ZM10 173H11V171H10ZM94 173V174H93ZM132 173H134V174H132ZM147 174H148V172H146ZM120 174V175H119ZM130 174H132L133 176H132V179H131V175ZM140 174V175H139ZM164 174H166V173H164ZM3 175V176H2ZM7 175V176H6ZM96 175H100L99 176V178H101V179H103V180H100L99 178H96L95 179V177L94 176H96ZM127 175L129 176V177H127ZM149 175V174H148ZM147 175V177H149L150 179H151V177H150V175L148 176ZM160 175H158V176H160ZM122 176V177H121ZM123 176H124V181H123ZM157 176V177H158ZM17 177V178H16ZM21 177V178H20ZM94 177V178H93ZM98 177V176H97ZM109 179H108V178ZM147 177H145V178H147ZM156 177V176H155ZM6 178V179H5ZM8 178V179H7ZM11 178H12V176H11ZM23 178H24V180H23ZM89 178V179H88ZM92 178H93V181H92ZM129 178V179H128ZM136 178V177H135ZM144 178V177H143ZM68 180L67 182H69V180H71V179H74V180H76V181H78L79 180V182H78V184L77 185H80L78 188H82V184H80V181L84 184V186H83V190H85L86 188L87 189H89L90 187H91V190H89L91 193L94 191L95 193H93V195L94 196H96V194H98V195H100L101 194V196H104V199H102V197L100 198V197H98V195H97V199H99V201H100V199L101 200H105V202L104 203H106V204H102L101 205V202H97V200H96V198H94V197H92L91 195H89L88 196V194H87V192L85 193V195L87 194V196L85 197V195H82V197L80 196V195H78V194H76V192H75V197H74V192L72 191V192H70L69 190H67V191H69L68 192V197L66 196V193L67 192H64L67 188H66V186H68V184H70V182L66 185L65 184V182H63L64 183V187L66 188H63V185H62V195H64V196H59L58 197V194L60 195L61 194V192L60 193H58L57 194V196H56V201L54 200V198H52V200L53 201H55V202H52V200H51V203H50V200H49V198H48V200H49V202H47V198L45 199L46 200V202H44L43 200H40V199H38V200H36V203L35 204H39V202H40V206L38 207V208H34V207H37L36 205L34 206V202L32 203L33 204V207H32V204H30V206L33 208V209H35L36 210V212L35 213H33V214H31V215H29L30 214V212L31 211H28V208H27V211L29 212L28 213V215H27V213L25 214V212H23V215L20 217V219L19 218H17V220H16V218L15 217H19L20 216V214H22V212H20V210L18 209V205H20L21 203H23V201H26V200H28L29 199V197L30 196H32L34 193L36 194V193H40V192H42L41 190L42 189H40V185H41V187L43 188V189H46V187H47V185L45 184V183H47L48 184V186H49V188H50V185H49V182L52 184L51 186L52 187H56L57 186V184L59 183V189L61 188V185L60 184H62L61 182H62V180H64V181H66V180ZM85 179V180H84ZM94 179H95V181H94ZM97 179H99V180H97ZM112 179H113V181H112ZM146 179L147 181L149 180V182H151V180H152V182H154V180L153 179ZM8 180H11V182L10 181H8ZM23 180V181H22ZM58 180L60 181V182H58ZM74 180L73 181H71V183L73 182V184H71L72 186H70L69 185V187H74ZM89 180V181H88ZM141 180H143L142 178H141ZM8 181V182H7ZM29 182V184H27V186H25V182ZM75 181V182H76ZM97 181V182H96ZM98 181H99V183H98ZM119 181V182H118ZM134 183V184H132V182ZM146 181V185H147V182ZM24 182V183H23ZM54 182H58L56 185H55V183ZM88 182V183H87ZM95 183V185H96V187L98 186V188H96L94 185H93V183ZM129 182H131V183H129ZM145 182V181H144ZM3 183H5L4 185H3ZM20 183V184H19ZM91 183V184H90ZM100 183H101V185H100ZM113 183V184H114ZM122 183V184H121ZM8 184V185H7ZM19 184V185H18ZM24 184V187L22 186ZM40 184V185H39ZM99 184V185H98ZM116 184H114V186L116 185ZM127 184H125V185H127ZM140 184H141V181H140ZM143 185H144V183H142ZM137 185V184H135L134 186L135 187H143V185ZM149 184V183H148ZM91 185H93V186H91ZM145 185V187H143L144 188V190H143V188H142V193L141 194H143V192H146V194L147 195H152V190H153V188H152V190H151V186H150V184L149 185H147L146 186ZM18 186H20V187H18ZM44 186V187H43ZM85 186H86V188H85ZM88 186H89V188H88ZM134 186H133V188H134ZM9 187V188H8ZM68 187V188H69ZM77 187V186H76ZM125 188L127 187V186H124ZM123 187V188H124ZM85 188V189H84ZM100 188V189H99ZM124 188V189H125ZM148 190V189H150L149 191L151 192H149V193H147V191H145L146 189ZM7 189H8V191H7ZM40 189V191H37V190H39ZM48 189V188H47ZM51 189V188H50ZM55 189H57V188H54L53 190H55ZM65 189V190H64ZM70 190H71V188H69ZM73 189V188H72ZM87 189H86V191H87ZM102 189V191H100ZM130 188H126V190H129ZM135 189V188H134ZM134 189H132L131 188V190H134ZM137 189V188H136ZM34 190V191H33ZM97 190H99V191H97ZM139 190V189H138ZM32 191H33V193H32ZM37 191V192H36ZM44 191V190H43ZM57 191V190H56ZM88 191V192H89ZM137 190H135V191H132L133 193L134 192H136ZM154 191H155V189H154ZM29 192H31V193H29ZM58 192V191H57ZM138 192V191H137ZM27 193L29 194V196L27 195ZM70 193H73L72 195L70 194ZM90 194V193H89ZM136 194V193H135ZM25 195H26V197L27 198H25ZM136 195H138V197H139V193H137ZM2 196H1V198H2ZM74 198H73V197ZM80 196V197H79ZM145 196V195H144ZM58 197V198H57ZM63 197L65 198V199H63ZM91 198L90 200H91V202H93V203H91V206L93 205L94 206V203H95V201H96V203H97V205L99 206V207H102L103 205L104 206H107L106 208H108V209H105V207L104 208H99L100 210H97L98 208H96V207H94L95 208V211H97L96 212V214H99V215H96L94 212L92 213V210L93 209H91V211H89L88 210V207H84V206H88V204L87 203H89L90 204V200H84L83 198H85V199H87V198ZM17 198V199H16ZM20 200H19V199ZM23 198V199H22ZM69 198V199H68ZM71 198H73V200L71 199ZM79 198V199H78ZM95 199L94 201L92 200V199ZM25 199V200H24ZM31 199V198H30ZM51 199V198H50ZM57 199H59L58 201H57ZM66 199H68V200H66ZM83 199V200H82ZM18 200V201H17ZM22 200V201H21ZM31 200H33V199H31ZM29 201V202H32V201ZM78 200H80L81 201V203H78L79 201ZM5 201H8L7 203L5 202ZM20 201V202H19ZM34 201V200H33ZM38 201V202H37ZM41 201H43V202H41ZM89 201V202H88ZM83 202H85V204L83 203ZM108 202H110V201H108ZM16 203H17V205H16ZM20 203V204H19ZM42 203V204H41ZM98 203H100V204H98ZM29 204H28V206H29ZM37 204V205H38ZM75 205L76 204V206H80L81 207V209H80V207H79V209H80V211H79V209H76V208H72V205ZM78 204V205H77ZM82 204H84V205H82ZM13 205L15 206L14 208H15V210L16 209H18V212H16L13 208H11V207H13ZM71 205V207L69 208L68 206H70ZM112 205H113V203H112ZM8 206V207H7ZM83 206V207H82ZM2 207H3V209H5V211L2 209ZM31 207H29V208H31ZM66 207L67 208H69V210L71 209L72 210V212L71 211H69V210H67L66 209ZM6 208H7V210H8V212L9 211H11L12 209L14 210V212L18 215V216H16V214H14L13 213V215H11L10 216V213H8L7 212V210H6ZM93 208V207H92ZM32 209V210H33ZM65 209H66V214L67 213H72L73 214V218H71L70 216V214H67V215H69V218H68V220H69V222H71V223H69L68 221H67V218H65V220L67 221H63V220H61L62 218H64V211H65ZM85 210V212L87 211L88 213L89 212H91V214L92 215H88L87 214V216H85L86 214H85V212H83L84 210ZM90 209V208H89ZM107 210V211H105V210ZM109 209H111V211H108ZM12 210V211H13ZM30 210V209H29ZM73 210L75 211H77L78 212V214H77V212H73ZM117 210V211H116ZM46 211V212H45ZM49 211H50V213H52V214H50L49 213ZM52 211H54V212H52ZM60 211H63V212H61L60 213ZM100 213H99V212ZM33 212V211H32ZM56 212V213H55ZM43 213H45V214H43ZM50 215V216H52L53 218L51 219L50 218V216L48 215V214ZM63 213V214H62ZM81 213H82V216H80L81 215ZM84 213V214H83ZM2 214V213H1ZM11 214H12V212H11ZM65 214V215H66ZM95 214V215H94ZM27 217H29V218H27ZM62 215V217L60 218V216ZM67 215H66V217H67ZM75 215H76V217H75ZM5 216V213H3V215H0V219L1 220H3L4 217ZM93 216V217H92ZM195 217L194 218H192V219H195L196 218V215H194ZM2 217V218H1ZM26 217V218H25ZM85 217V220L83 219ZM95 217H97V218H95ZM205 216H203L202 218L203 219H198L197 221L196 220H193L192 221V219H191V221H190V223L188 222V220H187V222L189 223H187V222H185V225L184 224H182V225H184V227L182 228V225L180 224V225H178V227L179 226H181V227H179L180 228V230H181V233L182 232H185L187 229L185 228V227H189L188 229V234L190 235V233H189V231L190 232H193L194 234H193V236L197 233L198 234V230H199V233H200V230L202 231V228L201 227H203V226H205L206 224L208 225V223H204V222H207V217H206V219L204 218ZM81 219V221H80V219ZM197 218H198V216H197ZM201 218V217H200ZM19 219V220H18ZM98 219H100V220H98ZM86 220H87V222H86ZM102 220V221H101ZM203 220V221H202ZM4 221H5V219H4ZM7 221H8V223H7ZM16 221V222H15ZM63 221V224L61 223ZM74 223H73V222ZM77 221V222H76ZM84 221V222H83ZM100 221H101V224H100ZM202 221V222H201ZM209 221V220H208ZM16 223L15 225L14 224H12V223ZM84 223L83 224V226L84 227H82L81 225V223ZM90 222L92 223V221L90 220ZM95 222H98L100 225L97 227L96 226V223ZM102 222L104 223L103 225L104 226H102ZM192 222H193V224H192ZM196 222V223H195ZM65 223V224H64ZM73 223V224H72ZM170 223V222H169ZM168 223V224H169ZM201 223V224H200ZM11 224V225H10ZM79 224H81V225H79ZM167 224V225H168ZM171 224V226L173 225V223H170ZM190 224H192L191 226L193 227H191L190 226ZM197 224V225H196ZM26 225V226H25ZM70 225H72V226H70ZM89 225H90V223L88 224H86V226H88L87 228H89ZM93 225V223L91 224V227H93L92 226ZM165 226H166V224H164ZM199 225V226H198ZM206 225V226H207ZM170 226V225H169ZM205 226V227H206ZM80 227H82V228H80ZM90 227V228H91ZM80 228V229H79ZM95 228V229H96ZM150 228H152V227H150ZM174 228V230H175V227H173ZM197 230H195V229ZM17 229V230H16ZM26 229V230H25ZM102 229H104V228H102ZM167 229H168V227H167ZM166 229V230H167ZM178 229V228H177ZM183 229L185 230V231H183ZM204 229V228H203ZM27 230H29L28 232H27ZM31 230V231H30ZM33 230V231H32ZM78 230V232L76 233V231ZM154 230V229H153ZM164 230V226H163V229H162V231ZM171 230H173L172 229V227L171 228H169V230H167L168 232V234L165 232V233H163V235H162V233L160 232L159 233V231H158V234H157V236L158 237H156V241H157V239H159L157 242L158 243H160V247H162L161 245L162 244H168L169 246H171L170 244H172V245H174V240L176 239V240H178V238H179V240L178 241H176L175 240V242L176 243H178V242H180V238H183L185 235H186V232L185 233H183V235L184 236H181L182 234L181 233H179L180 234V237H178V238H176V233H177V235H179L178 234V232H174V230L173 231H171ZM80 231V232H79ZM92 232V230H88V232ZM101 231V230H100ZM169 231H171L170 232V234H169ZM176 231H179V229L178 230H176ZM16 232H17V234H16ZM19 232V233H18ZM32 232H34V233H32ZM9 233V232H8ZM10 233V234H11ZM79 233V234H78ZM97 233H99V231H97ZM171 233H172V235L173 234H175V237H174V235L172 236L171 235ZM21 234V235H20ZM33 234H35V237L37 236V238H35L34 239V235ZM188 234L186 235V236H188ZM192 234V233H191ZM2 235L4 236V238L2 237ZM17 235V236H16ZM93 236V238H92V236ZM10 236V235H9ZM96 236H97V234H96ZM192 236V235H191ZM197 236V235H196ZM10 237V238H11ZM18 237H20V239L18 238ZM83 237H87L88 239H89V241H88V239L87 238H83ZM101 237V236H100ZM175 238V239H173V241H172V238ZM18 238V239H17ZM75 238V239H74ZM80 239H82L83 241H82V243L81 242H79V240ZM86 241H85V240ZM183 239H185V238H183ZM55 240V241H54ZM71 240H73V241H71ZM40 241H41V243H40ZM46 241V242H45ZM47 241H48V243H47ZM81 241V240H80ZM85 241V242H84ZM183 241H185V240H183ZM72 242H74V243H72ZM84 242V243H83ZM89 242V243H88ZM102 241H100V243L102 244L103 243ZM161 242H163V243H161ZM182 242V241H181ZM6 243V245L7 246H5V247H3V245ZM12 243V242H11ZM17 243V244H16ZM38 243V244H37ZM40 243V244H39ZM47 243L48 245V248H45V244ZM63 245H61V244ZM92 243V247H93V249L95 248V243H96V248H99L98 250L96 249V251H95V249H94V251L95 252H92V251H90V250H92V249H89V248H91V247H89V248H87L88 247V245H90ZM94 243V244H93ZM185 243V242H184ZM14 244H15V246H17V248L15 249V247H14ZM41 244L43 245V246H41ZM59 244V245H58ZM65 244V245H64ZM66 244H67V246H71V245H69V244H73L74 246H71L70 248L69 247H67L66 246ZM157 244V243H156ZM186 244V243H185ZM51 245V244H50ZM51 245V246H52ZM82 245V246H81ZM85 245H86V247H85ZM159 245V244H158ZM168 245H165V246H167L168 247ZM179 246L181 245V244H178ZM177 245V246H178ZM46 246V247H47ZM91 246V245H90ZM176 246V245H175ZM1 247H3V248H1ZM21 247V248H20ZM36 247H38V248H36ZM53 247V246H52ZM52 247H50V248H52ZM80 247L81 248H83L82 249V251H81V249H80ZM85 247V248H84ZM163 247H164V245H163ZM5 248V249H4ZM59 248V249H60ZM64 248V249H65ZM8 249H9V251H8ZM18 250V251H15V250ZM36 249V250H35ZM43 251H42V250ZM46 249H47V251H46ZM54 249V248H53ZM58 249V248H57ZM58 249V250H59ZM76 249V247L74 248V250ZM85 249V250H84ZM23 250V251H22ZM26 250V251H25ZM30 250V251H29ZM44 250L46 251V252H44ZM56 252H55V254L56 255H58L57 253H59V251L57 252V250L56 249H54ZM34 251V252H33ZM41 251L42 252H44V255L41 253ZM64 251H66V249L64 250ZM104 251V252H103ZM14 252H18V254H14ZM31 252V253H30ZM50 252V253H49ZM63 252V251H62ZM76 251L74 252V253H77ZM89 252V253H88ZM106 252V253H105ZM49 253V254H48ZM54 253V252H53ZM67 253H68V251H67ZM74 253H72V254H74ZM78 253L77 254H75V255H77L78 256ZM88 253V254H87ZM91 253V254H90ZM21 254H23V255H21ZM37 254H42L43 256H41V260H39L40 259V257H38V255ZM45 254H48V256L47 255H45ZM68 254H70V253H68ZM81 253H79V256H81L80 255ZM5 255V256H4ZM36 257V258H32V257H34V256ZM54 255V254H53ZM52 255V256H53ZM75 255H73V256H75ZM4 256V257H3ZM24 256V257H23ZM64 256V255H63ZM76 256V261H77V263L78 262H80L81 261V257L79 258V260H78V257ZM82 256H83V254H82ZM98 256H99V254H98ZM12 257V256H11ZM10 257V258H11ZM59 257H60V255H59ZM58 256H57V258H59ZM62 257V256H61ZM65 257H67V256H65ZM69 258H70V255L68 256ZM84 257V256H83ZM92 257V256H91ZM9 258V256H8V259H10ZM16 258V257H15ZM14 258V256L12 257V259L11 260H13V262H11V261H9L11 264L12 263H14L15 261H18L19 259H15ZM49 258V259H50ZM53 258V260L55 261V262H57V259H55L56 258V256L54 257H52ZM71 258H72V256H71ZM86 258H88V259H90L89 258V256L87 257L86 256ZM85 258V259H86ZM15 259V260H14ZM65 258H61L60 259V261H58L57 262V264H60V262H61V260H63V261H65L64 260ZM68 259V258H67ZM75 259L73 260L74 262H76L75 261ZM93 259V258H92ZM94 259H97V256L95 255L94 256ZM59 260V259H58ZM82 260H83V258H82ZM29 261H26V263L27 262H29ZM41 261V262H40ZM48 262H49V260H47ZM50 261H52L51 259H50ZM62 261V262H63ZM73 261H71L70 262V264H73ZM35 262V263H34ZM47 262V263H48ZM66 262V261H65ZM64 262V263H65ZM67 262H68V260H67ZM1 263H3V261H1ZM0 263V264H1ZM7 263V262H6ZM30 263V264H31ZM46 262H45V264H47ZM50 263V262H49ZM63 263V264H64ZM76 263V264H77ZM3 264H5V263H3ZM8 264V263H7ZM37 264V263H36ZM51 264V263H50ZM56 264V263H55ZM62 264V263H61ZM66 264V263H65Z\"/></svg>",
	"mask_w": 264,
	"mask_h": 264
}]
</instances>
